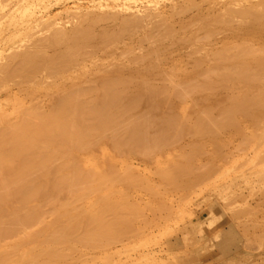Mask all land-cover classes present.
Listing matches in <instances>:
<instances>
[{
  "label": "rangeland",
  "instance_id": "1",
  "mask_svg": "<svg viewBox=\"0 0 264 264\" xmlns=\"http://www.w3.org/2000/svg\"><path fill=\"white\" fill-rule=\"evenodd\" d=\"M262 5H264V0H0V64L2 65V63L5 62L3 64L4 67L2 66L4 69L3 73L7 72V74L6 73L3 74L1 69H0V71H1L0 76L2 77L3 75H5L4 77L6 78V80L12 79L14 81V83H13V81L10 80L11 82L9 81V83H8V81L4 80V77L0 78L3 80V82H1L2 80L0 81V117L1 116L6 117L5 114H9V112H11V115H7V117L13 116V118H14L13 120L16 119V117H15L16 115H14L12 112L13 110H11V109H13L12 108L13 104H14L13 107H16V105H17V104H15L17 99L15 101H13L15 96H16V98H18V96H19V99L23 98L24 99V100L22 99L23 103L25 101L26 104H30V102L33 103L36 100L38 102V104H40L39 106L41 108V111L43 108L45 109V111H47L52 105L58 103V101L52 103L53 99H55V97H57L59 94L67 91V89H68L67 86H69V85H66V84L71 83L70 78L73 79L72 74L74 76H78L79 73L81 72L80 75L83 74V75H81V77L82 76L83 77L81 79L80 75H79L78 79H80V80H78L77 77H75V79H73V80L77 79L79 82L76 80L75 87H73L74 83H72V86L70 84L71 89L72 88L76 89L77 85H79V84H81L80 86L85 84L83 86H86V87H84V88H86V90L88 88L87 86H90V88L92 90L94 88L93 85H96V83H98V81L101 79V75L105 74L104 76L106 77V75L109 74V76H111L110 75L111 71H112L111 74H113L112 76L114 78V76H116V77H117V75L120 76V74L118 72H120L124 68L122 70L121 74L124 73L125 75L133 78V75L134 74L136 75L139 72V70H141L140 72H143L142 70L146 69L143 72L144 75H142V73H140V74L138 73V74L140 75V77L146 76V79L148 81L150 80L149 83L153 81L150 84H153V86H154V88H156V90L154 88H152V86H151L152 91H150V89L149 90L147 89L150 92L148 94V91L145 90L143 87V89H142L143 91H141V92L143 94L146 93L145 96H143L142 93L138 94L139 91L137 90V86H140L139 84L141 83V78H140V80H138L139 75L138 74L136 76L134 75V80H135V77H137V80L140 83L137 80H135V81L132 80L133 81L132 82L133 87L132 86L130 87L131 88L130 92L133 90L132 88H135L137 82H138V85L130 93L129 99H130V97H131L130 100L133 99V101H134V99H136L135 103L138 104L139 98L142 95L143 98H141V100L142 99L143 100H142V103L140 100L139 101L140 104L137 105L139 109L136 108V104H134L135 110L133 107V110L128 111V113H130V114H128V116H127L128 118L127 117L126 118L127 119H129V118L131 119V117H133V119L137 118V122H136V120H133V121L135 123H138V122L142 121V119H140V116L143 115L142 117H144V114H145V117L143 119H146V117H147L148 120L154 119V120L159 121V124H160V122H163L165 124L164 125L162 123V124L156 126L154 124H158L157 121H155V123H151L149 125V127L151 129L149 127L145 128V132H147L149 135H152V134L154 135L156 133L155 136H157L160 132L161 133L164 132L163 131L164 128L165 129L170 128L167 130V132L162 134L163 136H161L159 134L160 138L158 135L157 137H155L153 139V140H155V141H153V145L155 144L154 145L155 149L153 148L152 144H151L152 146L150 144H148L150 146L146 147V148H149L148 150L151 149L150 151H152V152H153V150H155V151L159 150L157 152H154V154H152V152H150L153 156L149 153V151L147 149H145V148L143 149L142 146H141L142 149H140L141 147L139 148L141 150L140 151L138 149L139 145H137V147H135L136 145H132V146L130 145V147H129V145H128V147L125 145L126 147H124V148L127 150H123L124 149L123 147H122L123 149L120 147V150H119V148L118 149L116 148L117 151L119 150L118 155H117L116 150H112L115 148H109V147H113V146H112V144H110L111 145L110 146L108 143V142L112 143L109 140H111L115 136V135H113L114 130L106 131V133L104 132L103 133L104 135H102L101 139H99L101 141L97 142L98 141L97 140L96 141L97 144H95L96 146H94V147L91 146L90 149L88 150L89 152H92L94 154H99L102 150L109 149V150H111V152H113L115 154V156H116L115 158H109L108 157V159H107L105 157L107 161L104 160V158H102L99 160V162L105 168H110L111 166H115L114 167L115 169L113 167H112V169L116 175L112 173L113 175L111 177L113 178V180H112V182H114L113 185L117 189H124V188L127 189V187H129L127 185H130L129 183H131V184L133 183V185H134L135 184L134 181L136 180V178L135 179H132V178L140 175L137 177V179H139L140 182L136 180L137 184H139V185L138 186L137 185H134V186L130 185V186H132V190L127 189V190H129V191H127L128 192L127 196L129 194H131L132 196L131 195L128 197L126 196V204H128L129 201L131 203L126 205L125 211L120 212L122 215H124L123 213H125L126 209H128L131 212H133L134 214L128 212V214H132V216H130L127 213H125V216H123V217H126L125 221L122 218V221L121 220L119 222L117 221V222H115L114 226L112 225L113 226L112 228L114 229V227L120 223L118 226H119V228L122 227L123 229L120 228L121 229L120 231H119V229H118V231L117 230L114 231V233L115 232L119 233V235L117 234V236L114 235V233L112 232L111 229L108 230V235H109V232H112L113 233L112 236L115 237V238L110 239V240H112L111 242L109 240L110 235H109V238L107 240L104 239L103 237H102L103 239L101 237H98L97 240L96 239L93 240L94 239L93 237H95V236H93V237L91 236L93 238V239H91L90 235L88 234L89 239L93 240V242H94V243L93 242L90 243L91 240L85 239L87 234H85V235L82 234L81 236L85 237L82 240L81 236H79L80 234H78L77 232H79V233L82 231L84 232L83 225L81 226V227H83V230L82 229L80 230V228H81L80 226H79L80 228L76 227V228H78V229H76V231H77L76 233L78 234L77 236H79L81 239L80 242L78 241L79 243L75 242V239L77 238V236H74L75 232L72 235V236H74L73 238L71 235L69 236L72 239L75 238L74 241L73 240L71 241V238L66 240V238L64 236L67 235V233L64 236L63 235H61V236L57 235L60 233L61 230L63 231V229H65V228L62 229V227H65V224H63V223L70 221V219H69L70 214H63L62 216L59 215V216H61V217H59L57 215L58 213H55V212H57V211H55L56 209L53 210V211H55L54 212L55 214H53L51 206L53 204V208H55L57 206L56 202L64 203V201L68 202L69 200L72 201V199H74V198H72L73 197L72 194L67 191L68 189L67 190L64 189L65 191L61 190V191H59L61 193L58 192L59 194H53V195H52V193L50 194V196L52 195V197L47 199L48 201L50 200L49 201L50 204H48V206H47V203H49V202H47L46 203L47 207L44 205L45 209H43V210H45V211H43V212L45 214L43 212H41L42 209H41V211L38 210L40 213L44 214L43 215L44 218L42 217L41 219H38V218H39V215L40 216H42V215L40 213L37 214L38 211H36L38 209L37 206L39 204V200H37V199H31L28 202H26V204H23L19 200H13L10 205L12 206V209L15 211L11 210V207H9V205H6L5 208L2 207L1 210H5L4 213L6 211L9 212L11 210L10 211L11 214H13L12 212H16L17 210H21V211L28 210L27 212L29 213L32 210L34 211V209L36 208V210H35L36 213L34 212L35 213L34 216H36V214H37V216H36V218H32V219L33 220L38 219V221L37 220H35L34 222L32 221L33 223L23 222V225L25 224L24 225L25 227L22 225V222H21V226H20V228H18L19 227L18 225H20L19 222H18V224L15 225L14 222H16V219H14L15 221L13 219L10 220L11 217L14 214H16L17 212L14 213L9 218L6 215L8 213H6L4 215L3 211L2 212L0 211V214L2 213L4 215V217L7 216L9 218L10 222L14 221L13 222L14 224L11 225L9 223V221L7 220V217H6L5 219L7 221H5L6 223L4 222V224H0L1 228H3L4 226L8 228V226L12 227L15 225V230L13 229L14 227H12V229H10L11 227H9V229L12 230L11 232H13L12 234H10L8 232L7 228H6L7 231L3 228V230L0 232V235H2L3 231H5L3 236L6 235L5 237H7L5 239L2 236L0 237V249H1L0 251L3 252V250H4L6 253H8L9 251H13V249L15 250V247L12 249L11 245L14 246V243L16 244V243H20V242L24 241V240L19 239V238L17 239L16 238L17 236L22 238V237H25V235H27L25 237L26 239L28 238V236L32 237V239H34L38 229L43 230L44 236H45L46 234H48L47 232H51V234L54 233V228L56 225H57V227H59L61 224H63L61 226V230L57 229V227H56V230L59 232H57V234L56 233L55 234L57 235L56 236L57 238H58V236H60L59 238L61 241L58 239L60 242L56 241L57 239H55V241L54 240L52 241L54 243H51L50 241H48L46 243L44 241L42 244L36 246L35 244L39 243L41 241L40 239H42L44 237L43 235H41L42 232L39 234V232L41 230H38L37 235L39 238H37V239L35 238L33 241H32V239L29 238V240H30L29 246L27 245L28 241L27 242L25 241V243H20L21 246L19 244H16V245L20 246V247H18L19 249H16L17 251H15V252L13 251L10 253H12L13 257L14 256L18 257L21 255L20 252H22V256H20L18 258L16 257L17 260L21 259V257H24L25 259L29 257V259H30L31 254L33 255V253H35L36 251H41L40 248H42L43 246L46 247V246L55 244V242H58L54 245V247L60 246V249H61V247L62 248L66 247V246L63 247L64 245H61V243L67 244V245L70 244V245H68L70 247L72 245V243L75 242V243H73V245H74V248L76 246H77V248L74 250H72V248H71V251L73 253L72 252H70V254L67 253L69 255H64L65 252H63V251L59 252L57 249V252L60 255L62 254L61 257H58V256L54 257L55 256L54 253L56 252L55 251L56 249L54 250V247H53V249L52 248L50 249L47 247L48 249H50V251L54 250L53 251L54 253L51 252L53 254L52 257H54L53 260H55V258L58 257V260H56L55 262L53 260H51L50 258H49L48 262L51 260L53 262L51 264H85V263L86 264H264V214H263L264 213V210H263L264 209V194L262 191V189L264 188V120H263L264 113L262 112L263 113L262 116H261V114H260V116H258L259 112L261 113L262 108H264V103L262 102L264 100L262 99V101H260L262 103L257 102V103H259V105L260 104H262V105L259 106L258 109H256L258 104H255V105H257L255 107L252 106L251 103L253 102L252 101L253 99L250 98V95L253 91H255V94L257 91V93H259V95L258 94H256V95H258L259 97L261 95H263V93L260 95L261 91L259 92L258 88L255 87V88H253L254 90L250 93L249 97L244 98V99H246V98L251 99V101H252L251 102L249 100L251 103L248 102L249 104H251V106L249 105V108L253 107L254 110H253V108L252 109L248 108V110H246L249 115H247L245 110L244 111L242 110V113H241L242 115L240 114V112H238L239 114H237V112L235 113L234 111H237V110L241 111L242 108H240V106H239V109L235 108L236 110H233L234 108H232V109L229 108L230 112L233 111L232 113H234V115L237 114L236 115L237 117L234 116L233 114L231 115L230 112H228L229 109H226L229 106H232V101H230V99H229L230 96L233 95V92L236 95L237 92H235V91L239 90L238 86L240 87V85H238V83L233 81V79H232V81H230L231 79H229V81H227L229 84L226 83L224 80L219 82L218 79L217 80L215 79L213 81V83L215 81L216 82L218 81V83H217V85H219V86H217L218 88L216 87V84H213V87L215 86L214 88H216V89H213V93H211L212 90L210 91V93L209 92L206 93V91H204L206 93V95L204 92H200V94L199 93L197 94L198 97H196V95H194V97H196V98H188L190 110H189V108H187V110H185V112L175 110V109H178V107H179L178 104L180 105V103H181L179 100H183V97L178 98V95H174V97H171L172 99L169 97L170 98V100H169L168 97L165 98L163 95L164 91L171 90L170 88L171 87L173 88V85L175 84V82L172 81V79H170L171 76L170 75L167 76V74L170 72L169 70H171V68H172V70H174L175 67L180 68L179 62H180V66H181L180 69L183 70L185 68L184 71H186L188 73V75L186 73L181 75L182 77H185L184 78L185 80L183 79V81L187 80V76H189L188 78H190V76L194 75L193 76L194 78H190L192 80H189V79L187 80L189 82L191 81V83L195 80L198 81L199 78L201 77V75H203L204 72L206 73L208 68H210L209 66L219 65L213 61V53L211 56V51L214 52L213 50H215L217 48L218 49L221 48L223 46V44H225L229 40H237L238 38H239L238 40H241L240 35L245 37V38L242 37V40L247 39L248 35H247V33H245L246 30H248V29L250 30V28L254 27L256 24V22H255L256 17L254 18L255 15L252 17L251 16L250 17L244 16L246 18L245 19L242 17L243 15L240 14L241 13L240 10H242V8L243 9H245L247 7L251 8L253 6L263 7ZM104 13H106L104 16L105 18L103 17ZM98 14H100V16ZM96 15H97V18L99 17V19H97V18L94 19ZM101 15L104 19L101 17ZM80 18H82V19L87 18L86 20L85 19L83 20L84 22L79 23L81 26L76 25L79 22ZM76 19L78 20V22L76 21ZM82 19H80V20H82ZM225 19H227L228 21ZM124 21H126L128 23H126V22L123 23ZM190 21H192L191 22L192 24L190 23ZM223 22H225V23H223ZM226 22H229L230 24L229 23L227 24ZM263 22H264V19L262 20L261 24L259 23L260 27H258L260 29L261 25L263 26L262 27L263 30H261L262 28L260 29V31H262V32L264 31V23ZM93 23H94V26H93ZM121 23H122V25H121ZM247 24L248 25L250 24L251 27L250 28L247 27L248 26ZM259 24H257V25H259ZM71 25L73 27L75 25V27L72 28ZM90 25H92V26H90ZM124 25H127V27ZM244 25H247V26H244ZM56 26H58V27H56ZM70 27H71V29H67ZM87 27H89L88 30L91 29L90 30L92 32L91 34H93L96 31V35H97V31L100 30V32L98 33L99 36L95 35L94 36L95 40H94V37L92 35L90 37L91 40L89 38L88 40H90V41H88V43L86 42L87 44L85 43L87 48H85V45H82V47H79L81 49L84 47L83 50L87 51V52H84V51L78 49V51H81V55L78 54L77 58L73 57V56H75L74 54L70 55V57L72 56L71 58H73V60H74V61H72V62H74V63H72V65H76V63H77V66L72 67V65H71V67H70L69 65L71 64V61L69 63V61H68L69 59L65 58L62 61H64V63L67 62L66 63L67 65L69 63L68 67H67V65L65 66L64 63H62L61 65H63V66L58 67V68L56 67V70L55 69H54L55 71L53 70L55 73H53L51 68L53 69L55 64L54 65L52 64L53 67L52 66L50 67L49 63H44L45 61H42L41 58H39L40 54L38 53V51L34 49L35 54L39 55L36 60L39 59L40 62L42 61L45 65V67L43 64L39 65L40 64V62H39L37 65L38 67L36 66L38 69H35L36 67L33 69V73H35L36 77H32L31 75H34L31 71L32 68L30 69L29 68L30 66L28 67V65H27V67L30 69L31 73L29 72L30 74H28V77H27L28 80H27V78H25L26 75L24 76L22 74V73H24L23 69L21 68L22 64L20 65L19 63L21 62L22 58L24 57L23 56L22 58H20L22 55H24V53H22V52H23V50L25 52L26 47L30 48V49H26L30 53L31 52L30 50L33 49L34 47L36 48V47L40 46L42 48V46L45 45V43L48 41L45 39L46 36L49 39V42H53V41H50L52 39L49 38L50 32H53L50 36L55 34V36L53 35L52 38L57 37L56 36V34L58 35L57 32H59V35H58V37H59L60 33L61 34L64 33V30L66 31L65 35L70 36V35H73L72 31L75 32V30H76L79 32H83L84 30H82V31H80V30L81 29H87ZM119 27L120 28H126V30L123 29L124 31L121 34L122 29H120ZM239 27H240V29H238ZM245 27H247V28H245ZM53 28H55V29H53ZM59 28H61L63 31L60 30ZM64 28H66V29H64ZM93 28L95 30H93ZM118 28L120 30H118ZM209 28L212 29V31ZM241 28H244L243 30L246 29L245 32ZM73 29H75V30H73ZM96 29H98V30H96ZM103 29H105V30H103ZM54 30L56 33H54ZM69 30H72V31H69ZM101 30H102V32H101ZM117 30L119 32H117ZM207 30H209V31H207ZM249 30L247 32H249ZM60 31H62V32H60ZM85 31H87V30H85ZM113 31H115V32H113ZM238 31H239V34H238ZM240 31H243V32H240ZM79 32L78 33L75 32L76 36L78 34H81ZM106 32H107V35H106ZM68 33L70 35H68ZM75 33H74V35H75ZM104 33L106 36L104 35L103 36L104 38H103L101 35ZM235 33L237 34L238 37L234 36V35H236ZM263 33L260 34L261 37L264 36ZM44 34H46V35L44 36ZM110 34H112V35H110ZM143 34H144V36H143ZM250 35L248 36V38H252V37H250ZM41 36L43 38V39H41L42 41H40V39H38L39 42H41V43H36V42H38L37 38H39V37L41 38ZM63 36H62V38H63ZM113 36L116 37V39H114ZM92 37H93V39H92ZM108 37H109V39H108ZM191 37H192L193 41L191 40ZM233 37L236 39H233ZM66 38L67 37H65V39ZM69 38H71V39L67 40L68 39L67 38L65 40L63 38L62 41L65 40V41H63V44L60 41H58V43L63 45V46H61V45L58 46L57 43H56V45L54 44L55 45L54 46L53 44L48 42L49 44L52 45V47L50 45V49H49V46H48L49 44L47 43L48 45L46 44V46H48V48L46 46L45 47L49 51H47V50L46 51L49 52L48 54L50 55L51 53H53L57 49L55 51V53L52 54L53 56H54V54L60 53L61 51H59L58 48L60 47V50L63 49L65 46L64 42H68V44H69L70 43L69 41H71L73 39L71 36ZM99 38H100V42L103 41L102 43H100L98 41ZM110 38L114 39L115 41L110 40ZM32 40L36 41L35 46L32 44V42H33ZM109 40H110V42H109ZM121 40H123V41H121ZM197 40H198V42H194ZM248 40H251V39H248ZM256 40H257L256 42H255V40H252L253 43H255V45H256L254 47V49L255 48L259 49V47H257V46H260L261 43H264V37H263V39L257 38ZM259 40H263V42L260 41V43H258L259 44L258 45L257 42H259ZM30 41H32L31 44H32L33 48L31 47V45H29ZM112 41L114 43H112ZM43 42H44V44H43ZM54 43H55V41H54ZM109 43H112V44H109ZM37 44H39V45H37ZM68 44H67V46H68ZM91 44H93V46ZM26 45H29V46H26ZM116 45H117V48H116ZM197 45H199L198 49H196ZM261 45H263V44H261ZM40 47H39V49L41 50ZM45 47L42 48V49H44V51H45ZM105 47H106V49H104ZM109 47H111V48H109ZM260 47L263 48V46H260ZM65 48H66V46H65ZM151 48H155L154 51ZM262 48H260V51ZM111 49H113V50L115 49L116 51L115 50L113 51ZM147 49H149V50L147 51ZM17 50H19V51H17ZM109 50L112 51L113 53H111ZM133 50H135L134 53L132 52ZM137 50L138 51L141 50V51L138 52ZM255 50L257 51V49H255ZM57 51H59V52H57ZM13 52L15 54L17 53L19 55V61H20V62L18 61L19 63H17L18 55L16 56ZM40 52H41V54L43 53L42 50ZM82 52H84V53H82ZM29 53L26 54V57H27V55H29ZM75 54H77V53H75ZM112 54H114V55H112ZM9 55L12 57L14 56L16 58L15 59L11 58ZM46 55H47V53H46ZM52 55H50V56H52ZM133 55H135L134 58L132 57ZM140 55H141V57H140ZM35 56L37 57V55H35ZM50 56H48V57H50ZM112 56H114V58H112ZM145 56H147V58ZM148 56H150L151 58ZM204 56L205 57L208 56V59L206 60V58ZM5 58H7L9 61H7V59H5ZM115 58L117 60L119 59L118 61L121 64L118 63V65H117L116 63L118 61ZM198 58L201 61L204 60L205 61V62L203 61L204 64L202 62L200 63V60ZM42 59H44V58H42ZM113 59H115V60H113ZM13 60H16V65H13V67H16L17 69L11 67L12 66L11 63L14 62V64H15V61H13ZM121 60H123V61H121ZM133 60H135V61H133ZM6 61L8 63H10V64L7 63L8 65H10V68L7 67L8 65L6 64ZM62 61L59 60V62H62ZM112 61L114 62V64L113 65L111 64V65L115 68H112L111 65L109 64ZM132 61L133 62L137 61V63L139 62L138 63L139 65L137 63L132 64ZM142 61H144V62H142ZM194 61H196V62L199 61V62L196 63ZM22 62H24V60H22ZM148 62H150V64H148ZM212 62H214V63L211 64ZM229 62L231 64H232V62L234 63L233 60H230ZM25 63H26V61H25ZM195 63L198 65H196ZM46 64L47 65L49 64L47 67L48 69L46 68ZM125 64H127V65L125 66ZM200 64H201V66H200ZM1 65H0V68H1ZM5 65H6V67H5ZM17 65H20L18 67L22 70V73L20 71H18V73L20 72L19 74L17 73V70H18ZM42 65L44 68L47 69V70L42 69V70H44V72L41 70V68H40V71H38L39 66L42 67ZM114 65H117V66H114ZM207 65H208V67H207ZM56 66H59V65L56 64ZM64 66L68 68L66 71H62ZM134 66H136V67L138 66L139 69H138V67L136 68ZM150 66H156V69L153 67V69H154L153 70ZM22 67H24V66H22ZM27 67H25L26 70H28ZM49 67H50V71H52V72L48 71ZM141 67H142V69H140ZM173 67H174V69H173ZM5 68H7L8 70L11 69L12 72H14V73H11L10 72L11 70L8 71ZM60 68H62V69H60ZM127 68L130 70V72H129V70H127ZM186 68L188 69V71ZM194 68L197 70V72L195 71ZM199 68H200V70H199ZM202 68H204V69H202ZM15 69H16V71H15ZM57 69H60L62 71L61 75L59 74L60 72L57 73L58 72ZM112 69L113 70L117 69L118 74L116 73V71H114L116 73V75H114L115 73H113ZM132 69L134 72H131ZM26 70H24L25 73H26ZM34 70H37L38 72L37 71L34 72ZM100 70H102V71H100ZM108 70H109V72H108ZM125 70H126V72H125ZM135 70L137 73H135ZM148 70H150V72L152 74ZM151 70H153V72ZM84 71H85V73L86 72L87 73L84 74ZM8 72L10 74H8ZM63 72H65V73L63 74ZM75 72L77 75L74 74ZM146 72L148 74L149 73L150 74L146 75L147 74ZM173 72L174 71H172V73ZM56 73H57V77L55 75ZM172 73H170V74L173 75ZM12 74L13 75L15 74V75L13 76ZM20 74H22V75H20ZM58 74H59V76H58ZM124 74L122 76H125ZM7 75H9V76L6 77ZM18 75L21 76V80L19 79V77H17ZM47 75L48 76L51 75L50 76L51 79H53L52 77L55 76L56 78L53 79L54 82ZM89 75H91V77L93 79L92 78L90 79ZM184 75H187V76H184ZM22 76H23V78H22ZM84 76H86V78H84ZM109 76H107V78H112V76L111 77H109ZM177 76H180V75H177ZM13 77H16L15 78L16 80ZM94 77L96 80H94ZM99 77H100V79H99ZM167 77H169V78H167ZM17 78H18V80H17ZM33 78L36 79L35 82L33 81ZM37 78L40 80L39 81L40 83L36 82ZM44 78L47 80V83L44 82V81H46ZM87 78H88V80L85 81ZM180 78L181 77H179L178 80H177V78L175 79L176 83H179L180 81L182 82V80H181L182 78L181 79ZM30 79H31V81H30ZM102 79H104L103 76H102ZM106 79H104V80H106ZM167 79H170V82L172 84L169 83V80H167ZM179 79H180V81H179ZM42 80H43V83H41ZM49 80H50V82H49ZM73 80H72V82H74ZM18 81H20V82L22 81L21 84H18V83H20ZM29 81L31 83L34 82L35 84L34 83L30 84ZM64 81H65V83H63V84H64V86L66 85V87L63 88L62 82H64ZM102 81L103 80H101L100 82H102ZM51 82H53V83H51ZM100 82L98 84H100ZM231 82H232V84H231ZM27 83H28V85H27ZM93 83H95V84H93ZM133 83H136V84L134 85ZM187 83L188 82H186V84ZM219 83L223 84V85H220ZM59 84L61 85L62 88L60 87ZM98 84L96 86H98ZM181 84H183V82ZM6 86H7V88H5ZM80 86H78V87H80ZM91 86H93V87H91ZM142 86H144V84ZM22 87H24V88L26 87L27 89L25 88L26 90L24 91V89ZM28 87H30V88H28ZM262 87L260 89L264 88V87L263 88ZM20 88H22V90H20ZM157 88H158L160 93L157 91ZM233 88L235 90H233ZM36 89H37V91H36ZM28 90L30 92L27 93L26 91H28ZM31 90L36 91L35 93L39 92L36 95V98H34L35 94H33V92H31ZM69 91H71V90L69 89ZM144 91H147V92L144 93ZM240 91H241V88H240ZM263 92H264V90H263ZM238 93L240 94L239 91H238ZM32 94L34 95V97ZM136 94H138V95L136 96ZM255 94H254V96H255ZM201 95L203 97L205 96V98H203ZM210 95H212V96H210ZM235 95H233V97H231V98L233 99ZM12 96H14V97H12ZM161 96L163 98H161L160 100L157 101V99H159ZM175 96H176V99H175ZM200 96H201V98H200L201 102L199 99ZM237 96H238V94H237ZM258 96H256L257 99H258ZM60 97H61V95H60ZM31 98H32V101H30ZM33 99H34V101H33ZM155 99H156V101H155ZM163 99H167V100H164V102H163ZM194 99H198L196 101L199 102V103H197L199 105V107H197L198 105L194 106V108L192 107L194 105V103L196 102ZM237 99L242 100L240 98V95H239V98L237 97ZM237 99L234 98L233 101L236 100V102H237ZM257 99H255L254 101H256ZM259 99H261V97ZM22 100H18V101H22ZM56 100H57V98L54 101H56ZM190 100L192 101L191 102L192 105H190ZM207 100L209 102V103H207V105L209 106V108L211 106V110L213 109V112H214V113H212V112H210V113H212V115L215 114L213 117L215 118V116H216V118H218L219 113L221 115L220 118L217 120H216V118L212 119L211 114H210L211 117H208L206 115V119H207V120L205 119L206 121H208L210 118L212 120V121L210 120L211 123L209 121H208L209 123L207 122L209 125L206 123L207 126H210V125L216 126L215 122L216 121L218 122V120L223 121V119H221L222 116L225 114L227 115V113H228L227 116L229 117V115H231V117H235L236 119H234V121L236 123H239V121H240L241 122L240 125L241 126L243 125L242 126L243 128H241V127L238 128V125L236 123L232 122L233 118L229 117L228 121H230V122L227 121V125L224 127V129L220 124L221 122L220 123L216 122V124H218L216 127H218L219 132H217V128H216L215 130H216L217 134L213 137V139H211L213 136L212 134H210V136H208V137H206V136L209 135V133L206 135H203L205 137L204 139H206L205 140L206 143L205 142L203 143L202 142L204 140V139H202L203 136H201V135L198 136L197 134H193L194 130H192V129H194L195 127L192 128L191 126H194L193 124L196 125V123H197L196 126L200 125L199 120L198 119L196 120V118L199 116H202V115H199L200 112L198 113V111H200V109L199 110H197V109L200 107H201V109H202V107H204V109H205V106L208 107L207 105L203 106V103L206 104ZM59 101H60V98H59ZM169 101H171L172 103ZM193 101H194V103H193ZM167 102L170 103L172 110H169L171 108H169L170 105H168L169 103H167ZM236 102H234V103H236ZM154 103H156V104H154ZM224 103H225V105H224ZM239 103H242V102H239ZM239 103H237V104H239ZM248 103L246 101L245 104H248ZM50 104H51V106H50ZM150 104H152L153 107ZM172 104H173V107H172ZM32 105H34V104H32ZM158 105H162V106H158ZM213 105L215 108L213 107ZM226 105H227V107H226ZM28 106H30V105H28ZM141 107L143 109H141ZM158 107L161 108V111H160V108L157 109ZM233 107H234V105H233ZM242 107L244 108V106H242ZM166 108H168V109H166ZM245 108L247 109V107H245ZM44 109H43V111H44ZM165 109L167 111H165ZM192 109H196V111L194 110L195 113ZM222 109H224L225 111ZM14 110H15V108H14ZM140 110L143 112V114ZM152 110H154L157 113V115H158V111H159V116H156V113L154 114V111L152 112ZM168 110H169V112H172V114L169 113ZM215 110L218 112V114ZM131 111H133V114L131 113ZM134 111H136V113H134ZM249 111H252V112L250 113ZM262 111H264V109ZM146 112L148 114H146ZM163 112H164L165 116H167L166 113L168 112L169 117H170L169 114L178 115L180 113V115H178L180 120L178 119L177 116H173L172 118H170V119H172L171 121L168 120L169 119L168 118L167 121L176 122V123H172V125L175 124L172 127H170L171 124L167 126L166 125L167 123H165L166 119H164L166 117L163 118V116H162V115H164ZM243 112H245V113H243ZM253 113L257 114V117H255L256 119H258L257 121L255 119L257 124L253 119L254 116H256V115H254ZM181 114H182V116H181ZM184 114H186L188 116H186V118H185V116L183 117ZM196 114H198V116ZM226 115L223 116L224 119L226 118L225 120H227ZM129 116H131V117H129ZM160 116L163 118V120L161 119ZM4 117H2V118H4ZM138 117H139V119H138ZM182 117L185 119H182ZM243 117L244 118L246 117V118L244 119ZM173 118H174V120H173ZM204 118H205V116H204ZM4 119H1V120H4ZM9 119H10V117H9ZM11 119H12V117H11ZM185 120H187L188 123L192 120L190 123H193V124H191V125H190V123L186 124L187 122ZM194 120L198 121L199 124H198V122H196V123L193 122ZM225 120L222 122V125L224 122L226 123ZM259 120H261L262 123L258 122ZM131 121H132V119H131ZM143 121H145V120H143ZM180 121L181 122L184 121L185 123L182 122L183 123L182 124V123H180ZM253 121H254V123L252 124ZM203 123L204 122H202V124ZM225 123H224V125H225ZM168 124H169V122H168ZM177 124L179 126V129L176 126ZM228 124H230L231 126ZM249 124H251L252 126ZM258 124H260V125H258ZM151 125L153 128L151 127ZM162 125H163V127H162ZM185 125H187V126H185ZM219 125L222 127V130L220 129L221 127H219ZM158 126L159 127L161 126L163 129H161V127L158 128ZM180 126L185 127L186 128L185 131L183 130V128H180ZM188 127H191L192 129L189 128V130H187ZM253 127L256 130L257 129L259 130L256 132L257 133L256 135L253 132V131H255V129L253 130ZM118 128H120V127H118ZM123 128H126V126H124ZM155 128H156V132H154ZM196 128H195V130H196ZM121 129H118L119 133H121L125 130V129L124 130L123 129L121 130ZM146 129H147V131H146ZM176 129L180 130V132L176 131ZM239 129L242 131H240ZM158 131H160V132H158ZM183 131L185 132V133H183L185 135L180 136L181 135L180 133H182ZM186 131H189V133L186 134ZM246 131H247V133H245ZM124 132H126V130ZM190 132H191V135H190ZM213 132L211 131V133H213ZM178 133H179V135H178ZM194 133H196V132H194ZM252 133H254V134H252ZM148 134H147V136H148ZM169 134L171 136H169ZM167 135H168V137H167ZM196 135H197V137H196ZM246 135L248 136V138ZM253 135H255V136H253ZM179 136L181 137L180 141L178 138ZM250 136H252V137H250ZM148 137H150V136H148ZM153 137L154 136H152V138ZM161 137H164L165 139L168 138L167 141L164 139L165 140L164 143L166 144V142H167L168 144L165 145L163 143V138H161ZM173 137L177 141L175 140V142H172L173 139H170V138H173ZM209 137H210V141H208ZM198 138H200V139H198ZM159 139L160 140L162 139V141H159ZM194 140H197V141L202 140L201 141L202 143L199 142L200 145H198V142L194 141ZM215 140H218V142ZM189 141H192V142H189ZM105 142H107L108 145H106L107 143H105ZM156 142H157V144L160 142L161 143L158 144L159 145L158 146L156 144ZM187 143L188 144L191 143V144L188 145ZM194 143H196L198 146H202V147H200L201 148L200 151L198 149L199 147L197 148V146H195V149H198V153L199 152L200 153L198 156L196 154L195 158L193 160H191L192 162L195 161L194 162L195 165L197 163L198 164L196 166L194 165V167H193L192 162L189 160L186 163L185 162L183 163V164H186L187 167H188V163H189V166L191 165V168L193 167L192 170L194 172L188 171L189 174L188 173H184L182 175L177 174L180 178L177 177V175L176 176L174 175L176 177V179L182 181V183L180 181H177V180H173L171 183V180L174 178H172L170 180V182L167 181V183H166L165 180L166 179L168 180V178L163 177L162 171L160 173V169L162 167H164L165 165H167L169 159L173 160V158L176 156L175 154H178V153L186 151V150L188 151L189 146L191 148V146ZM162 144L165 146H163ZM201 144H205V147H204V145H201ZM167 145H169V146L166 147ZM162 146L165 147L164 152H162V150H163ZM185 146H186V148H185ZM132 147H133V150H131ZM156 147H157V150H156ZM244 147H245V149H244ZM135 148H136V150H134ZM146 150H147V152H146ZM204 150L207 151V152H205L207 154H204V152H203ZM208 150H210V151H208ZM196 152H197V150H196ZM208 152L210 154H208ZM216 152L220 155L216 154ZM145 153H147V154H145ZM83 154H85V153L84 152H82V153L77 152L78 157H76V158H77V160H79V162L83 161L82 160V158L84 156ZM209 156H210V158H209ZM211 157H212V159H211ZM222 157H224L225 159L224 158L222 159ZM175 159H176V157H175ZM219 159H221V160H219ZM60 160H62V159L60 158ZM176 160H179V158H177ZM216 160H217V163L213 162ZM57 162L62 163L59 161V158H55V161H52V163H53L52 167L54 166L55 168H57L55 166V165H57ZM210 162H211V164H209ZM243 163H244V165H243ZM212 164H219L220 166L215 165V167H213V169L214 168L215 169L213 170L211 168ZM240 164H242V165H240ZM126 165H129L128 172H125V176H124V174L121 176L119 174V172L125 171L127 169V167L124 169V166H126ZM200 166H201V168H200ZM237 166H239V167H237ZM195 167H196V169L198 167L200 169L198 168L196 170ZM208 168H210V169H208ZM156 169H159V170L156 171ZM204 170H209V172L204 171ZM154 171H156L157 173L159 171V173H160L159 175L162 174V176L160 177L156 172L154 173ZM132 172H134V173H132ZM191 172H193V173H191ZM203 172H204L203 175L206 176V177L204 176V178L202 176ZM122 173H124V172H121V174ZM126 173L130 174V177H131L130 181H132V180H134V181L130 182L128 180L129 174H127L128 175L127 176ZM208 173H210V174L208 175ZM136 174H138V175H136ZM118 175H120L121 177L124 176L123 178H126V176H127V178H126L127 181H126V179H125L126 182L123 180L124 184H122V180L119 181L120 176L118 178L116 177ZM187 175L189 176V178L187 177ZM200 175H201V177H200ZM143 176H144V178H143ZM207 176H208V178H207ZM33 177H36V176L34 175ZM139 177H141V179ZM161 178H162V180H161ZM114 179H115V181H114ZM116 179H118V180H116ZM120 179H122V178H120ZM144 179H146L148 182H144ZM195 179H196V181H195V183H193ZM242 179H244V180H242ZM175 181H177L176 182L177 184L179 182V184H178L179 186H175V185H177L175 183ZM163 182H165L164 185H162ZM168 182L171 184V186L175 184L174 185L175 188H173L174 186L173 187L169 186ZM173 182H174V184H173ZM140 183L141 184L146 183L145 185H147V186H149V184H150V186L153 188H149L150 189V190L148 189L149 191L145 190V189L143 190V188H144L143 186H145V185H141ZM205 183H206V185H203ZM235 183H237V184H235ZM155 184L156 185L158 184V185L156 186ZM167 184H168V186H167L168 188L170 187L173 189H170V188L168 189L166 187ZM181 184H183V185H181ZM193 184H195V185H193ZM140 185L142 186V188L140 187ZM161 185L165 188H163ZM129 188H131V187H129ZM166 188H167L168 192L165 191ZM151 189L153 190V193H151V191H152ZM154 191L156 192V194ZM187 193H188V195H186ZM161 195H163V196H161ZM245 196H246V198H244ZM53 197H55V198H53ZM56 198H57V201L54 204L52 201H55L54 199H56ZM127 198L130 200L128 201ZM233 198H235V199L232 200ZM160 199L162 201H160ZM47 200H45V201H47ZM148 200L151 201V204L149 203V206H148V202H149ZM134 201H135V203H136V201L139 203V205L141 206V209L143 211L140 209V206H138V203H136L137 207L135 205H133V207H132V204H135V203H132ZM225 201H227L228 203H226ZM51 202H52V204H51ZM80 202L83 203L82 201H79V202H74L73 204H74V206L79 207L78 204L81 205ZM157 203H158V205H157ZM44 204H45V202H44ZM49 205H51V206H49ZM151 205H154L155 207L151 206ZM13 207H15L17 209H14ZM42 207L43 206H41L40 208H42ZM80 207H84V203ZM142 207H145V208H142ZM156 207H157V209H156ZM243 207L246 209H248V207H249L250 209H248V211L245 209L247 211V212H245V210H243L244 209ZM7 208L8 209L10 208L9 211ZM137 208H138V211L135 214V212L132 210L133 209L136 210ZM153 208L156 210H154ZM239 208H241V209H239ZM29 209H30V211H29ZM238 209H239V211H238ZM241 210H243L245 213ZM21 211L20 212L18 211L19 214L23 213ZM27 212H24L23 215L28 214ZM126 214H127V216L132 217V218H133V216H135L137 214L138 215L136 217H134L135 219L133 221L131 220L132 218L131 219L129 218L132 221L130 224L129 223L130 221L128 222L129 219H127ZM23 215L21 217H23ZM31 215H33V212ZM54 215L56 216L55 218H54ZM18 217L20 218V216H18V214H17V217H15V218L18 219ZM136 218H139V219H136ZM23 219H24V217H23ZM32 219H30V220H32ZM43 219H45V221H43V223L40 222L41 224H39L38 222L40 220H43ZM53 219H58V220L57 221L55 220L56 222L53 223L52 222ZM63 219H69V220H63ZM72 219L74 220L75 218L71 217V221H73ZM2 220H4V219L1 218V221ZM28 220L29 219H27L26 221H28ZM59 220L60 221L62 220V223H58ZM21 221H24V220H21ZM123 221H124V223L121 224V222H123ZM44 222L47 223V224L45 223L46 225H48V223L51 222L52 226H50V227L45 226V227H47L45 229V227H42L43 225H45ZM67 223H66V227L69 226L72 229V226H70L71 223H69L70 225ZM127 223H129L130 225H126ZM132 223H134L135 225L134 224L132 225ZM26 226H27V229L24 230L26 228ZM123 226H125L126 228ZM69 227H67V228L70 229ZM138 227H141V228L138 229ZM1 228H0V230H1ZM21 228L23 229V231ZM48 228L51 231H49ZM67 228H66L65 232H67ZM73 228H75V227L73 226ZM142 228L143 229L145 228V229L142 230ZM29 229L36 231L35 236L33 235L34 237L30 236V235H32V233L35 231H33V232L31 231L32 233L29 232L30 234H28ZM115 229H117V228H115ZM137 229H138V231H137ZM14 231L17 233H14ZM7 232L10 235H8ZM22 232H25V234L23 236H21ZM26 232H27V234H26ZM62 233H60V234H62ZM51 234H50V238H51ZM106 234H107V232L105 233V238H107ZM46 236H48V235H46ZM52 237L54 239V234L52 235ZM13 238H14V240L10 241V239H13ZM44 238H46V240H48L49 236L44 237ZM44 238H43V240H44ZM6 239L8 240V242L1 243L2 242L1 240L5 241ZM37 240H39V242ZM63 240H65V241H63ZM68 240H69V242H66ZM76 240H79V239H76ZM102 240L103 241L105 240L106 242L105 241L103 242ZM34 241H37V242H34ZM70 241L72 243H70ZM96 241H98V243H96ZM87 242H88V244H90V245L92 244V246L94 245L95 247L89 246L87 244ZM99 242H100V244H99ZM109 243L111 245H108ZM73 245H72V247H73ZM83 245H85V246H83ZM8 246H10L11 249H10V247L7 248ZM31 246H33V248H31ZM34 246H35V249H34ZM67 247H66V249H67ZM29 248H31V249L27 250ZM38 248H39V250H38ZM93 248H97V249H93ZM43 249L44 248H42V250ZM22 250H26V251L23 252ZM27 251H28V253H25ZM48 251L49 250H47V252ZM2 252H0V253H2ZM5 252H3L2 255L0 254V257L3 255L4 256L7 255V254H5ZM43 252H45V251L43 250ZM47 252H45V254H49V252L48 253ZM15 253H16V255H15ZM18 253H19V255H18ZM36 255L40 256L41 253H39V254L35 253L34 256H36ZM7 256H6V258H7ZM46 256H49V255H46ZM62 256L64 257V259L62 258ZM15 257L12 258L10 256L9 257L10 262H8L7 264H14V262H16L15 264H17V263L23 264L27 260V259L25 260L24 258H22L25 261L20 260V262L19 261L17 262V261H15L16 260ZM6 258L5 259L3 258V260H2L3 263L6 261ZM41 258L43 261H45L44 263L46 264L48 258H46L42 255H41ZM41 258L39 257L40 261H41ZM31 259H33V257H31ZM36 259H38V256ZM39 259L37 260L38 262H39ZM0 260H1V258H0ZM11 260L13 263L11 262ZM21 261L23 263H21ZM43 261L40 263L42 264ZM30 262L31 261L29 260V262L27 261L26 263L30 264ZM36 262H34V263H36ZM0 264H1V261H0ZM31 264H32V262H31Z\"/></svg>",
  "mask_w": 264,
  "mask_h": 264
},
{
  "label": "bare ground",
  "instance_id": "2",
  "mask_svg": "<svg viewBox=\"0 0 264 264\" xmlns=\"http://www.w3.org/2000/svg\"><path fill=\"white\" fill-rule=\"evenodd\" d=\"M263 4V3H262ZM263 7H261V6H253V7H251V8H245V9H243L242 8V10H240V14H242L243 16V18H245L246 16L247 17H252V16H254V18L256 17V19H255V22H256V24H255V26L254 27H251L250 26V24L247 26V25H244V26H247V27H251L250 28V30H249V32H247L248 30H246V32H245V30H243L244 28H241L245 33H247V35L249 36L250 34V37H252V38H248V36H247V39H245V40H242V37H244V36H242V35H240L241 36V40H229V41H227L225 44H223V46L221 47V48H217V49H215V50H213L214 52H212L211 51V56H212V53H213V61L214 62H216L217 64H219V65H217V66H209L210 68H208V70H207V72L205 73L204 72V74L203 75H201V77L199 78V80L198 81H193L192 83H191V81L189 82V81H187L188 79L189 80H192V79H190V78H194L193 76H190V78H188L189 76H187L188 75V73L186 72V71H184V69L183 70H181L180 68H181V66H180V62H179V67L180 68H176L175 67V69H174V67H173V69L174 70H172V68H171V70L172 71H174L173 73H172V71L171 70H169L170 72L167 74V76L168 75H170L171 76V78L170 79H172V81H174L175 82V84L173 85V88L171 87H169L171 90H166V91H164V93H163V95H164V97L165 98H167L168 97V99L170 100V98L171 97H174V95H178V98H181V97H183V100H179L181 103H180V105L178 104V109H175V110H179V111H184L185 112V110H187V108H189V100H188V98H196V97H198L197 96V94L199 93L200 94V92H204V91H206V93H210V91L212 90V92L211 93H213V89H216V88H214L213 87V84H216V87L217 86H219V85H217V83H218V81L219 82H221V81H225L226 83H228L227 81H229V79H231L230 81H232V79H233V81H235L236 83H238V85H240V87L238 86V88H239V90H236L235 92H237V94H238V96H237V94L235 95L234 94V92H233V95H235L234 96V98L235 99H237V97L239 98V95H240V98L242 99V100H238L237 99V102H236V100H234L233 101V99L231 98V97H233V95H231L230 96V101H232V106H229L228 108H226V109H229V108H234L233 110H236L235 108H237V109H239V106H240V108H242L241 109V111H239V110H237V111H234L235 113L237 112V114H239L238 112H240V114L242 113V110L244 111L245 110V112L247 113V115H249L248 114V112L246 111V110H248V108H249V105L251 106V104H252V106H257V105H255V104H258V106H257V108L256 109H258V107L259 106H261L262 104H260L259 105V103H264V101H262V99L264 100V92H263V90H264V43H261V44H263V45H261L260 44V46H263V48L262 47H260V46H257V47H259V49L258 48H255V49H257V51L254 49V47L256 46L255 45V43H253V41L252 40H255V42L257 41L256 39L258 38H261V39H263V37H261L260 36V34L261 33H263L262 31H260V29L263 27L262 25H261V28L259 29L258 27H260V24L262 23V20L264 19V5H262ZM102 13V12H101ZM105 14L106 13H104L103 14V17L105 16ZM99 16H100V14H98ZM245 16V17H244ZM101 17H102V15H101ZM102 17V18H103ZM93 18V17H92ZM97 18V15L95 16V18L94 19H96ZM105 18V17H104ZM103 18V19H104ZM80 19H82V18H80ZM79 19V22H78V20L76 19V21L78 22L76 25H79V26H81L79 23L80 22H84L83 20L85 19H82V20H80ZM87 19V18H86ZM85 19V20H86ZM91 19V18H90ZM97 19H99V17L97 18ZM246 19V18H245ZM223 20V19H222ZM225 20H227V19H225ZM97 21V20H96ZM100 21V20H99ZM228 21V20H227ZM87 22V21H86ZM126 21H124L123 23H125ZM189 22V21H188ZM192 21H190V23H191ZM75 23V22H74ZM88 23V22H87ZM126 23H128V22H126ZM205 23V22H204ZM223 23H225V22H223ZM227 24L229 23V22H226ZM260 23V24H259ZM264 23V22H263ZM192 24V23H191ZM206 24V23H205ZM230 24V23H229ZM257 24H259V25H257ZM87 25V24H86ZM96 25V24H95ZM121 25H122V23H121ZM128 25V24H127ZM127 25H124V26H126L127 27ZM209 25V24H208ZM243 25V24H242ZM72 26V25H71ZM78 26V27H79ZM90 26H92V25H90ZM93 26H94V23H93ZM204 26V25H203ZM227 26V25H226ZM231 26V25H230ZM56 27H58V26H56ZM61 27V26H60ZM65 27V26H64ZM74 27H75V25H74ZM73 26H72V28H74ZM186 27V26H185ZM205 27V26H204ZM242 27V26H241ZM247 27H245V28H247ZM88 28L89 27H87V29H81L80 31H82V30H84L83 32H79V31H76L75 29H73V30H75V32L76 33H81V34H78L77 36H76V33L74 32V31H72V30H69V31H72V34L73 35H70L69 33H68V35H70L73 39L71 40V41H69L70 43L68 44V42H64L65 43V46H66V48H65V46H64V48L63 49H61L60 50V47L58 48L59 49V51H61L60 53H58V54H54V56L52 55L53 53H55V51L57 50H53L54 52L53 53H51L50 55H52V56H50L48 53L49 52H47V51H49V50H47L46 49V47L48 48V46H49V49H50V45L51 44H55L56 45V43L58 44V46L59 45H61V44H59L58 43V41H60L62 44H63V41H65L67 38V40H70L71 38H69L70 36H67V35H65V33H66V31L64 30V33H60V36L58 37V35H59V32H57L58 33V35L56 34V36L57 37H55V38H52V36L54 35L55 36V34H53L52 36H50L53 32H50V35H49V38L50 39H52V40H50V41H53V42H49V39L47 38V36H46V40H48L46 43H45V45H41L42 46V48H44L45 46H46V44L49 42V43H51V44H47L48 46H46L45 47V51H44V49H42L40 46V48H41V50H42V54H41V50L39 49V47H32V44L35 46L36 45V43H41V42H39V40L38 39H40V41H42L41 39H43L42 38V36H41V38L39 37V38H37V41L38 42H36V41H30L29 43V45H31V47L33 48V49H31L30 51V53H29V51H27L26 49H30V48H27L26 46H29V45H26L25 47H26V49H25V52H24V50H23V52L22 53H24V55H20L21 57L20 58H22L23 56V58H22V60H24V62H22V60H21V62L19 61V55L16 53H14L16 56L18 55V60H17V63H19L20 65L22 64V66H24V67H22L21 66V68L23 69V72L24 73H22V70L18 67V66H20V65H17V67H18V70H17V73H18V71H20L24 76H25V78H27L28 77V74H30L31 73V71H32V73H33V69L38 65V63L40 62V60L38 59V60H36L37 58H38V54H35V50H37L38 51V53L40 54V57L39 58H41V60L42 61H45L44 63H49L48 65L51 67H53V65H54V68L52 69L51 68V70L53 71L54 69L56 70V67L58 68V67H62L63 65H61L62 63H64V61H62V60H64L65 58L67 59H69L68 61H69V63H70V61H71V64L69 65V63H68V65L71 67V65H72V63H74V62H72V61H74L73 60V58H71L70 57V55H72V54H74L75 56H73L74 58H77V55L79 54V55H81V51H78V49L79 50H82V51H84L83 49H84V47L81 49V48H79V47H82V45H85V48H87V46H86V44L88 43V41H90L91 40V36L93 35V37L96 35V31L93 33V34H91L92 32L90 31V30H88ZM120 28V27H119ZM118 28V30H120V29H122V31H121V34H122V32L124 31V30H126V28H120L119 29ZM211 28V27H210ZM209 28V29H210ZM230 28V27H229ZM237 28V27H236ZM53 29H55V28H53ZM52 29V30H53ZM60 30H62L61 28H59ZM64 29H66V28H64ZM67 29H71V27L70 28H67ZM124 29V30H123ZM238 29H240V27L238 28ZM57 30V29H56ZM79 30V29H78ZM85 30H87V31H85ZM93 30H95L94 28H93ZM96 30H98V29H96ZM103 30H105V29H103ZM117 30V32H119ZM211 31H212V29H210ZM234 30V29H233ZM232 30V31H233ZM261 30H263V28L261 29ZM59 31V30H58ZM63 31V30H62ZM62 31H60V32H62ZM207 31H209V30H207ZM236 31V30H235ZM243 31H240V32H243ZM75 33V35H74V33ZM100 32V30L99 31H97V35L99 36V33ZM101 32H102V30H101ZM113 32H115V31H113ZM206 32V31H205ZM54 33H56L55 32V30H54ZM111 33V32H110ZM250 33V34H249ZM236 34V33H235ZM238 34H239V31H238ZM264 34V33H263ZM46 34H44V36H45ZM48 35V34H47ZM64 35V36H63ZM96 35V36H97ZM105 35V33L104 34H102L101 36L103 37ZM106 35H107V32H106ZM105 35V36H106ZM110 35H112V34H110ZM125 35V34H124ZM253 35V36H252ZM43 36V37H44ZM62 36H63V38L65 39V37H67L65 40H63L62 41ZM109 36V35H108ZM143 36H144V34H143ZM235 37L237 36V34L236 35H234ZM93 37H92V39H93ZM238 37V36H237ZM35 38V37H34ZM90 38V40H88ZM104 38V37H103ZM102 38V39H103ZM113 38L114 39H116V37H114L113 36ZM245 38V37H244ZM243 38V39H244ZM61 39V40H60ZM97 39V38H96ZM101 39V40H102ZM107 39V38H106ZM108 39H109V37H108ZM114 39H111L110 38V40H114ZM233 39H236V38H234L233 37ZM248 39H251V40H248ZM94 40H95V37H94ZM104 40V39H103ZM110 40H109V42H110ZM189 40V39H188ZM191 40H192V37H191ZM195 40V39H194ZM44 41V40H43ZM54 41H55V43H54ZM97 41V40H96ZM99 42H100V38H99V40H98ZM97 41V42H98ZM107 41V40H106ZM115 41V40H114ZM117 41V40H116ZM121 41H123V40H121ZM193 41V40H192ZM260 41L261 42H263V40H259V42H257V44L258 43H260ZM31 42H32V44H31ZM36 42V43H35ZM87 42V43H86ZM103 42V41H102ZM102 42H100V43H102ZM194 42H198V40L197 41H194ZM35 43V44H34ZM68 44V46H67V44ZM86 43V44H85ZM91 43V42H90ZM112 43H114L113 41H112ZM112 43H109V44H112ZM43 44H44V42H43ZM97 44V43H96ZM105 44V43H104ZM108 44V43H107ZM106 44V45H107ZM125 44V43H124ZM194 44V43H193ZM37 45H39V44H37ZM54 45V46H55ZM92 46H93V44H91ZM90 45V46H91ZM259 45V44H258ZM61 46H63V45H61ZM108 46V45H107ZM115 46V45H114ZM129 46V45H128ZM156 46V45H155ZM198 46L199 45H197V48L196 49H198ZM221 46V45H220ZM24 47V48H25ZM51 47H52V45H51ZM127 47V46H126ZM125 47V48H126ZM130 47V46H129ZM23 48V49H24ZM38 48V49H37ZM62 48V47H61ZM109 48H111V47H109ZM113 48V47H112ZM116 48H117V45H116ZM260 48H262L261 49V51H260ZM35 49V50H34ZM53 49V48H52ZM104 49H106V47L104 48ZM151 49H153V51H154V49L155 48H151ZM22 50V49H21ZM20 50V51H21ZM34 52H33V51ZM87 50V49H86ZM108 50V49H107ZM111 50H113V49H111ZM115 50V49H114ZM113 50V51H114ZM149 49H147V51H148ZM259 50V51H258ZM17 51H19V50H17ZM36 51V52H37ZM51 51V50H50ZM59 51H57V52H59ZM110 51V50H109ZM116 51V50H115ZM138 51V50H137ZM139 51H141V50H139ZM138 51V52H139ZM143 51V50H142ZM152 51V52H153ZM156 51V50H155ZM33 52V53H32ZM45 52V53H44ZM77 53V54H75V53ZM84 52H87V51H84ZM84 52H82V53H84ZM111 53H113L112 51H110ZM133 53L135 52V50H133L132 51ZM150 52V51H149ZM157 52V51H156ZM29 53V55H27V57H26V54H28ZM46 53H47V55H46ZM110 53V54H111ZM142 53V52H141ZM147 53V52H146ZM13 54V55H14ZM33 54V55H32ZM152 54V53H151ZM35 55H37V57L35 56ZM112 55H114V54H112ZM128 55V54H127ZM132 55V54H131ZM138 55V54H137ZM144 55V54H143ZM10 56V55H9ZM8 56V57H9ZM48 56H50V57H48ZM110 56V55H109ZM134 56L135 55H133L132 57L134 58ZM151 56V55H150ZM150 56H148V57H150ZM11 58H16V57H12V56H10ZM140 57H141V55H140ZM146 58H147V56H145ZM199 57V56H198ZM205 57V56H204ZM42 58H44V59H42ZM72 60H71V59ZM112 58H114V56H112ZM139 58V57H138ZM145 58V59H146ZM151 58V57H150ZM197 58V57H196ZM206 58V60L208 59V56H206L205 57ZM210 58V57H209ZM5 59H7V58H5ZM10 59V58H9ZM110 59V58H109ZM116 59V58H115ZM115 59H113V60H115ZM131 59V58H130ZM140 59V58H139ZM144 59V60H145ZM149 59V58H148ZM199 59V58H198ZM204 59V58H203ZM212 59V58H211ZM59 60L60 61H62V62H59ZM111 60V59H110ZM117 60V59H116ZM119 60V59H118ZM117 60V61H118ZM137 60V59H136ZM153 60V59H152ZM200 60V59H199ZM230 60H233L234 61V63L232 62V64L229 62ZM5 61V60H4ZM7 61H9L8 59H7ZM6 61V64L8 63ZM13 61H15V64H14V62L13 63H11V67L12 68H16V67H13V65H16V60H13ZM19 61V62H18ZM25 61H26V63H25ZM41 61V62H42ZM109 61V60H108ZM121 61H123V60H121ZM130 61V60H129ZM133 61H135V60H133ZM132 61V64L134 63H137V61L136 62H133ZM149 61V60H148ZM154 61V60H153ZM204 61V60H203ZM203 61H201L200 60V63L202 62L203 64H204V62ZM212 61V60H211ZM40 62V64L39 65H41V64H43L44 65V63L42 62L41 63ZM56 62V63H55ZM66 62V61H65ZM142 62H144V61H142ZM147 62V61H146ZM152 62V61H151ZM157 62V61H156ZM194 62H196V61H194ZM197 62H199V61H197ZM196 62V63H197ZM214 62H212L211 64H213ZM230 64H229V63ZM5 62H3L2 63V65H1V71H2V73L4 72L3 70V67H4V64ZM59 63V64H58ZM67 63V62H66ZM66 63H64V65L66 66L67 64ZM76 63V62H75ZM116 63V62H115ZM118 63H120L119 61L116 63L117 65H118ZM126 63V62H125ZM139 63V62H138ZM137 63V64H138ZM153 63V62H152ZM195 63V64H196ZM8 64H10V63H8ZM7 64V65H8ZM26 64V65H25ZM53 64V65H52ZM56 64L57 65H59V66H56ZM110 65L112 64H114V62L112 61L111 63H109ZM121 64V63H120ZM142 64V63H141ZM148 64H150V62H148ZM154 64V63H153ZM152 64V65H153ZM27 65H28V67L31 69V71H30V69L27 67ZM43 65H42V67L41 66H39V70L38 71H40V68H41V70L42 69H46L47 67H48V65L46 64V68H44L45 67V65H44V67H43ZM61 65V66H60ZM68 65H67V67H68ZM109 65V66H110ZM111 65V67L112 68H115V67H113ZM117 65H114V66H117ZM127 64H125V66H126ZM129 65V64H128ZM139 65V64H138ZM143 65V64H142ZM173 65V64H172ZM196 65H198V64H196ZM210 65V64H209ZM3 66V67H2ZM63 67V69L62 68H60V69H62V71H66L68 68L67 67ZM73 66H77V63H76V65H72V67ZM120 66V65H119ZM118 66V67H119ZM124 66V65H123ZM158 66V65H157ZM175 66V65H174ZM194 66V65H193ZM200 66H201V64H200ZM5 67H6V65H5ZM7 67H9L10 68V65H8ZM25 67H27V69L28 70H26L25 69ZM38 67V66H37ZM35 68V69H38V68ZM50 67H49V70L48 71H50ZM80 67V66H79ZM78 67V68H79ZM110 67V68H111ZM132 67V66H131ZM134 67H136V66H134ZM138 67V66H137ZM136 67V68H137ZM152 69H153V67L156 69V66H150ZM172 67V66H171ZM195 67V66H194ZM206 67V66H205ZM207 67H208V65H207ZM83 68V67H82ZM117 68V67H116ZM130 68V67H129ZM133 68V67H132ZM147 68V67H146ZM170 68V67H169ZM5 69H7V68H5ZM17 69V68H16ZM16 69H15V71H16ZM20 69V70H19ZM48 69V68H47ZM46 69V70H47ZM60 69H57L58 70V72L57 73H59L60 75H61V73H62V71L60 70ZM65 69V70H64ZM118 69V68H117ZM113 70V73H115L114 71H116V73L118 72V70ZM124 69V68H123ZM122 69V70H123ZM138 69H139V67H138ZM140 69H142V67L140 68ZM150 69V68H149ZM187 69V68H186ZM195 69V68H194ZM202 69H204V68H202ZM207 69V68H206ZM8 70V69H7ZM9 70H11V69H9ZM8 70V71H9ZM24 70H26V73H25V71ZM44 70H42L43 72H44ZM54 70V71H55ZM106 70V69H105ZM122 70L120 71V72H118L119 74H120V76H118L117 75V77L116 76H114V78H113V74H111L112 73V71L110 72V75L112 76V78H107V76H109V74H107L106 75V77L104 76V75H101V79H100V77H99V81H98V83L101 81V80H103L102 82H100V84H98V83H96V85L98 84V86H96V85H93L94 86V88L91 90V88H90V86H87L88 88H87V90H86V88H84V87H86V86H83V85H85V84H83L82 86H80L81 84H79V85H77V88L75 89V88H70L71 86H72V83H74L73 85V87H75V83H76V80L79 78L78 76L80 75V73H79V75L78 76H74L73 74H72V78L73 79H75V77H77V79L76 80H73V79H71L70 78V80H71V83H69V84H66V85H69V86H67L68 87V89H67V91H65V92H63V93H61V94H59L57 97H55V99L57 98V100L56 101H54L55 99H53V102L52 103H54V102H57L58 101V103L57 104H54V105H52L51 106V104H50V108L47 110V111H45V109H44V111H43V109H42V111H41V108H40V104H38V102L36 101H34V99H33V101L35 102H30V104H26L25 103V101H24V103H23V98H21V99H19V96H18V98H16V96L14 97V96H12V97H14V100L13 101H15L16 99H17V101H16V103L15 104H17L16 105V107H13L14 106V104H13V106H12V108L13 109H11V110H13L12 112H13V114L14 115H16L15 117H16V119L15 120H13L14 118H13V116H9L10 117V119H9V117H7V115H11V112H9V114H5L6 115V117H4V116H1L0 118L1 119H4V120H1L0 121V211L2 212L3 211V213H4V211L5 210H1V208L3 207V208H5V206L6 205H9V207H11V210H13L12 209V206L10 205L11 204V202L13 201V200H19L20 202H22L23 204H26V202H28L29 200H31V199H37V200H39V204H38V206H37V210H36V208L34 209V211L32 210L31 212H27L28 210H24V211H21V210H17L16 212H12L13 214L14 213H16V214H11L10 213V211H9V209H8V211L9 212H5L4 213V215L6 214V213H8V214H6L9 218L11 217V219L10 220H14V219H16V222H14V221H9V218L7 217V216H5L4 217V215L1 213L0 215V217L2 218V219H4V220H2L1 221V218H0V224H4V222L5 221H9V223L12 225V224H14L15 223V225L16 224H18V222H19V224L20 225H18L19 227L18 228H20V226H21V222H22V225H23V222H30V223H33L35 220H37L38 221V219H41L42 217H43V215L45 214L43 211H45V210H43V209H45V206H46V203L47 202H49L47 199L48 198H50V197H52V195L53 194H59V193H61V192H59V191H61V190H63V191H65L64 189H68L67 191L68 192H70L71 194H72V198H74V199H72V201L71 200H69L68 202L67 201H64V203H59V202H56L57 201V198L56 199H54L55 201H52L54 204H55V202L57 203V206L55 207V208H53V204H52V202H51V204H52V206L51 205H49V206H51L52 207V211L53 210H55V211H57V212H55V211H53V214H55V213H58L57 215L59 216V215H63V214H70L69 216H70V221L67 223V222H65V223H63V224H65V227H62V229L63 228H65V229H63V231L61 230V226L63 225V224H59L58 226L60 227H57V225L55 226V228H54V233H52L51 234V232H47L48 234H46V235H48L49 236V239L48 240H46V238H44V237H48V236H44V231L43 230H41V229H38V230H41L40 232H39V234L41 233V235H43L44 237V240H43V238L42 239H40L41 241L39 242V240H37L39 243H36L35 245L37 246V245H40V244H42L44 241L47 243L48 241H50L51 243H54V242H52L53 240L55 241V239H57L56 241H59L60 240V236L61 235H65L66 233H67V235H65L64 237L66 238V240L67 239H70L71 237H69L70 235L72 236L73 234H74V232H75V234H74V236H77L78 234H80L79 236H81L82 234H87L86 235V238L85 237H82L81 236V238H82V240L85 238V239H88V240H91V239H93V240H97V238L98 237H103L104 239H108L109 238V235H110V238H109V240L111 239V238H115L114 236H112L113 235V233H114V231H118V229H119V231L121 230V229H123L122 227H120L119 228V224H117V226H115L114 227V229L112 228L114 225H115V222H119L120 220L122 221V218L124 219V221L126 220V217H123V216H125V213H127L128 214V212L129 213H132V214H134L133 212H131L130 210H128V209H126V212L125 213H123L124 215H122L120 212H123V211H125V208H126V205H128L129 203H131L129 200L130 199H128V204H126V196H127V194H128V192L127 191H129V190H127V189H131L132 190V186H134V185H139V184H137V182H136V180L137 181H139L140 182V180L139 179H137V177L138 176H140V175H138V174H136V175H138L137 177H133L132 179H135L136 178V180L134 181V180H132V181H134L135 182V184L133 185V183L131 184V183H129L130 185H132V186H130V185H127V186H129V187H131V188H129V187H127V189L126 188H124V189H117L113 184H114V182H112V180H113V178L111 177L113 174H115V172H113V169H112V167L114 168L115 166H111L110 168H105L103 165H101V163L99 162V160L100 159H102V158H104V160H106V158L108 159V157L109 158H115L116 156H115V154L113 153V152H111V150H109V149H104V150H102L99 154H94V153H92V152H89L88 150L90 149V147L91 146H96L95 144H97L96 143V141L97 142H100L101 140H99V139H101V136L102 135H104L103 133L105 132L106 133V131H109V130H114V134L113 135H115L111 140H109V141H111L112 143H110V142H108L109 143V145L110 144H112V146L113 147H109V148H115V149H112V150H116V148L118 149L119 148V150H120V147L122 148H124V147H128V145H129V147H130V145L132 146V145H136L135 147H137V145H139L138 146V149L142 146L143 147V149L145 148V149H149V148H146L147 146H150L151 144L153 145V141H155V140H153L155 137H157L159 134L161 135V136H163L162 134L163 133H165V132H167V130L168 129H170V128H167V129H163L162 127H163V125H162V127H161V129H163V133H161L160 131H158V132H160L157 136H155V134L153 135H149L147 132H145V128H147V127H149V125L151 124V123H155V121H157V120H148L147 119V117H146V119H143L144 117H145V114H144V117H142V116H140V119H142V121L143 120H145V121H141V122H138V123H135L133 120H136V122H137V118H134L133 119V117H131V116H129V117H131V119H132V121H131V119L129 118V119H127L128 117V114H130V113H128V111H130V110H133V107H134V104H136V108H138V104H140V100H141V98H143V96H145V92H147L149 89H150V91H152V89H151V86H152V88H154V86H153V84H150V83H152V82H150L149 83V81L146 79V76L144 77H140V73H142V75H144L143 74V72L146 70H142L143 72H140L141 70H139V74L136 72V70H135V73H137L139 76H138V80H140V78H141V83L137 80V77H135V80H137L140 84V86H137L138 85V82H137V84L136 83H133L134 85L136 84V86H137V90L139 91L138 92V94L140 93H142L141 91H143L142 89H143V87H144V89L145 90H147V91H144V93L145 94H143V96L141 95L140 96V98H139V101H138V104L137 103H135V101H136V99H134V101H133V99L132 100H130L131 99V97H130V99H129V96H130V93L136 88V86H135V88H132L133 90L130 92V87L132 86L133 87V85H132V80H134V75H133V78L132 77H129V76H127V75H125L124 73V75L125 76H122L123 74H121L122 73ZM127 70H129L128 68H127ZM154 70V69H153ZM153 70H151L152 72H153ZM199 70H200V68H199ZM0 71V72H1ZM14 71V70H13ZM35 71H37V70H34V72ZM37 71V72H38ZM41 71V72H42ZM52 71H50V72H52ZM53 71V73H55ZM76 71V70H75ZM82 71V70H81ZM86 71V70H85ZM85 71H84V74H86L85 73ZM100 71H102V70H100ZM149 72H150V70H148ZM147 71V72H148ZM187 71H188V69H187ZM195 71L197 72V70L195 69ZM11 73H14V72H12V70L10 71ZM19 72V73H20ZM30 72V73H29ZM79 72V71H78ZM108 72H109V70H108ZM125 72H126V70H125ZM129 72H130V70H129ZM128 72V73H129ZM131 72H134L133 71V69H132V71ZM146 72V73H147ZM191 72V71H190ZM199 72V71H198ZM201 72V71H200ZM6 74H7V72H5ZM5 73H3V74H5ZM18 73V74H19ZM47 73V72H46ZM57 73L55 74L56 75V77H57ZM65 72H63V74H64ZM83 73V72H82ZM96 73V72H95ZM94 73V74H95ZM116 73L114 74V75H116ZM117 73V74H118ZM151 73V72H150ZM149 73V74H150ZM170 73H172L173 75H171ZM187 74V75H184V76H187V80L186 81H183V79L185 78V77H182L181 75L182 74ZM202 73V72H201ZM200 73V74H201ZM8 74H10L9 72H8ZM22 74H20V75H22ZM34 75H35V73H33ZM49 74V73H48ZM52 74V73H51ZM59 74H58V76H59ZM74 74H76V72L74 73ZM89 74V73H88ZM127 74V73H126ZM133 74V73H132ZM136 74V75H137ZM148 73L146 74V75H149ZM152 74V73H151ZM13 75V74H12ZM11 75V76H12ZM15 75V74H14ZM13 75V76H14ZM34 75H31L32 77H36V75L34 76ZM54 75V74H53ZM77 75V74H76ZM81 75H83V74H81ZM81 75H80V78L82 79V77H81ZM135 75V76H136ZM177 75H180V76H177ZM191 75V74H190ZM5 75H3L2 77H4ZM9 75H7L6 77H8ZM45 76V75H44ZM43 76V77H44ZM48 76V75H47ZM51 76V75H50ZM50 76H48L49 78H50ZM90 76V79L92 78L91 77V75H89ZM102 76H103V78L104 79H106V80H104V79H102ZM111 76H109V77H111ZM132 76V75H131ZM151 76V75H150ZM169 76V77H170ZM1 76H0V78H2ZM17 77H19V79L21 80V76H17ZM42 77V76H41ZM55 76L54 77H52L53 79H55L56 78ZM71 77V76H70ZM149 77V76H148ZM169 77H167V78H169ZM179 77H181L180 79L182 80V82H183V84H181L182 82L180 81V79H179V81L181 82H179V83H176V78H177V80H178V78ZM196 77V76H195ZM14 79L16 78V77H13ZM22 78H23V76H22ZM30 78V77H29ZM68 78V77H67ZM84 78H86V76H84ZM89 78V77H88ZM88 78L85 80V81H87L88 80ZM145 78V79H144ZM9 79V78H8ZM42 79V78H41ZM45 79V78H44ZM51 79V78H50ZM53 79H51V80H53ZM60 79V78H59ZM89 79V80H90ZM93 79V78H92ZM149 79V78H148ZM170 79H167V80H169V83H171L170 82ZM217 80L218 79V81L215 83H213V81L214 80ZM2 79H0V81H1ZM4 80H6V78L4 77ZM10 80H12V79H10ZM10 80H6V81H8V83H9V81ZM16 80V79H15ZM17 80H18V78H17ZM27 80H28V78H27ZM35 80L36 79H34L33 78V81L35 82ZM46 80V79H45ZM64 80V79H63ZM68 80V79H67ZM72 80L74 81V82H72ZM78 80H80V79H78ZM77 80V81H78ZM84 80V79H83ZM94 80H96L95 79V77H94ZM134 80V81H135ZM147 80V81H146ZM185 80V79H184ZM13 81V80H12ZM30 81H31V79H30ZM29 81V82H30ZM40 80L37 78V83L39 82ZM82 81V80H81ZM1 82H3V80L1 81ZM5 82V81H4ZM11 82V81H10ZM18 82H20V81H18ZM22 82V81H21ZM21 82L20 83H18V84H21ZM26 82V81H25ZM33 82V83H34ZM44 82H46L47 83V80L46 81H44ZM49 82H50V80H49ZM48 82V83H49ZM53 82H54V80H53ZM53 82H51V83H53ZM79 82V81H78ZM186 82H188L187 84H186ZM13 83H14V81H13ZM33 83H31L30 82V84H33ZM40 83V82H39ZM41 83H43V80H42V82ZM63 83H65V81L64 82H62V84ZM190 83V84H189ZM223 83V82H222ZM5 84V83H4ZM16 84V83H15ZM35 84V83H34ZM70 84H71V86H70ZM78 84V83H77ZM93 84H95V83H93ZM144 84V86H142V85ZM172 84V83H171ZM170 84V85H171ZM220 84V83H219ZM224 84V83H223ZM223 84H220V85H223ZM229 84V83H228ZM231 84H232V82H231ZM10 85V84H9ZM27 85H28V83H27ZM60 85V84H59ZM66 85L64 86V84H63V88L64 87H66ZM156 85V84H155ZM11 86V85H10ZM78 86H80V87H78ZM93 86H91V87H93ZM157 86V85H156ZM225 86V85H224ZM263 86V87H262ZM2 87V86H1ZM27 87V86H26ZM25 87V88H26ZM60 87H61V85H60ZM258 88V91L260 92L261 91V93H260V95L263 93V95H261L260 97H261V99H259L260 97L258 96L259 95V93H257V91H256V94H258V95H256L255 94V91H253L254 89L253 88ZM263 88V89H260V88ZM3 88V87H2ZM5 88H7V86L5 87ZM23 89H24V91L27 89H25L24 87H22ZM22 88H20V90H22ZM28 88H30V87H28ZM62 88V87H61ZM83 88V89H82ZM218 88V87H217ZM240 88H241V91H240ZM4 89V88H3ZM69 89L71 90V91H69ZM74 89V90H73ZM155 90H156V88H154ZM237 89V88H236ZM233 90H235L234 88H233ZM3 91V90H2ZM36 91H37V89H36ZM36 91H32L31 90V92H33V94H35V97H34V95H33V97L34 98H36V95L39 93V92H37V93H35ZM157 91L159 92V90H158V88H157ZM238 91L240 92V94L238 93ZM253 91V92H252ZM27 93L28 92H30L29 90L28 91H26ZM253 94H252V93ZM134 93V92H133ZM150 92L148 91V94H149ZM160 93V92H159ZM205 93V92H204ZM206 93H205V95H206ZM250 93H251V95H250ZM63 94V95H62ZM138 94H136V96L138 95ZM157 94V93H156ZM254 94H255V96H254ZM60 95H61V97H60ZM158 95V94H157ZM161 95V94H160ZM194 95H196V97H194ZM213 95V94H212ZM212 95H210V96H212ZM249 95H250V98L251 99H253L252 101H251V99H244L245 97H249ZM133 96V95H132ZM135 96V97H136ZM159 96V95H158ZM180 96V97H179ZM202 96V95H201ZM201 96L199 97V99L201 98ZM208 96V95H207ZM229 96V95H228ZM237 96V97H236ZM244 96V97H243ZM254 96V97H253ZM256 96H258V99L256 98ZM263 96V97H262ZM32 97V98H33ZM154 97V96H153ZM170 97V98H169ZM203 97V96H202ZM209 97V96H208ZM32 98H31V100L30 101H32ZM59 98H60V101H59ZM159 98V97H158ZM161 98H163L162 96L159 98V99H157V101L158 100H160ZM203 98H205V96L203 97ZM257 99L256 101H254L255 99ZM23 99V100H22ZM138 99V98H137ZM172 99V98H171ZM175 99H176V96H175ZM11 100V101H12ZM18 100H22V101H18ZM143 100V99H142ZM142 100H141V103H142ZM164 100H167V99H163V102H164ZM195 101L196 100H198V99H194ZM227 100V99H226ZM244 100V101H243ZM252 102H250V101ZM153 101V100H152ZM155 101H156V99H155ZM242 102V103H239V102ZM246 101H247V103L249 102V103H251V104H245L246 103ZM260 101H262V102H260ZM166 102V101H165ZM169 102H171V101H169ZM169 102H167V103H169ZM178 102V101H177ZM191 100H190V105H192L191 104ZM200 102H201V99H200ZM203 102V101H202ZM205 102V101H204ZM227 102V101H226ZM234 102H236V103H234ZM256 102V103H255ZM257 102H259V103H257ZM152 103V102H151ZM172 103V102H171ZM193 103H194V101H193ZM197 103H199V102H195L194 103V105L192 106L193 108H194V106H197L198 104ZM207 103H209L208 102V100H207V102H206V104H204L203 103V106H205V105H207ZM237 103H239V104H237ZM254 103V104H253ZM32 104H34V105H32ZM38 106H37V105ZM154 104H156V103H154ZM165 104V103H164ZM174 104V103H173ZM173 104H172V107H173ZM228 104V103H227ZM238 106H237V105ZM241 104V105H240ZM243 104V105H242ZM28 105H30V106H28ZM150 105H152V104H150ZM163 105V104H162ZM162 105H158V106H162ZM168 105H170V103L168 104ZM167 105V106H168ZM175 105V104H174ZM224 105H225V103H224ZM223 105V106H224ZM231 105V104H230ZM233 105H234V107H233ZM142 106V105H141ZM208 106V105H207ZM242 106H244V108L242 107ZM40 109H39V108ZM140 107V106H139ZM152 107H153V105H152ZM157 107V106H156ZM175 107V106H174ZM197 107H199V105L197 106ZM213 107H214V105H213ZM221 107V106H220ZM226 107H227V105H226ZM245 107H247V109L245 108ZM263 107V106H262ZM261 107V108H262ZM14 108H15V110H14ZM160 107H158L157 109H159ZM169 108H171V105L169 106ZM196 108V107H195ZM215 108V107H214ZM222 108V107H221ZM220 108V109H221ZM253 107H250L249 109H252ZM139 109V108H138ZM141 109H143L142 107H141ZM153 109V108H152ZM166 109H168V108H166ZM165 109V111H167ZM200 109V111H198V113L200 112V114L199 115H202V116H199V117H195L196 118V120L198 119L199 120V122H200V125L199 126H196L197 125V123L196 122H198V121H196V120H194L193 122H195L196 123V125L195 124H193V123H190V125L191 124H193L194 126H191L192 128L193 127H197L196 128V130H195V128L194 129H192L191 127H188V129L187 130H189V128H191L192 130H194V132H196V133H194L193 132V134H197L198 136L199 135H201V136H203V135H206V134H208L209 133V135H207L206 137H208V136H210V134H212L213 136H212V138L211 139H213V137L217 134L216 133V128H217V132H219L218 131V127H216L218 124H216V122H215V125L216 126H213V125H210V126H207V124L210 122V120H211V118L208 120V121H206L207 119H206V115L208 116V117H211V115H212V113H214L213 112V109L211 110V106H210V108H209V106L208 107H206L205 106V109H204V107H202V109H201V107L200 108H198L197 110H199ZM217 109V108H216ZM260 109V108H259ZM264 108H262V110H263ZM134 110H135V107H134ZM169 110H172V108L171 109H169ZM169 110H168V112H169ZM189 110H190V108H189ZM193 111L195 110L196 111V109H192ZM202 110V111H201ZM222 110H224V109H222ZM253 110H254V108H253ZM252 110V111H253ZM261 110V113L259 112V115L258 116H260V114H261V116H262V114L264 113V111H262ZM137 111V110H136ZM136 111H134V113H136ZM141 111V110H140ZM154 110H152V112H153ZM158 111V110H157ZM160 111H161V108H160ZM195 111H194V113H195ZM216 111V110H215ZM219 111V110H218ZM225 111V110H224ZM232 111V110H231ZM252 111H249L250 113L252 112ZM260 111V110H259ZM138 112V111H137ZM142 112V111H141ZM145 112V111H144ZM168 112L166 113V115L168 116ZM210 112H212V113H210ZM217 112V111H216ZM223 112V111H222ZM227 112V111H226ZM228 112H230V109L228 110ZM233 112V111H232ZM232 112H230V114L232 115H234V113H232ZM245 112H243V113H245ZM254 112V111H253ZM263 112V113H262ZM127 113V114H126ZM131 113L133 114V111H131ZM156 112L154 111V114H155ZM169 113H171L172 114V112H169ZM193 113V112H192ZM224 113V112H223ZM258 113V112H257ZM142 114H143V112H142ZM146 114H148L147 112H146ZM161 114V113H160ZM163 114H164V112H163ZM171 114H169L170 115V117L168 116H165V114L164 115H162L163 116V118L164 117H166V118H164V119H166V122L165 123H167L166 125L168 126V125H170L171 124V126L170 127H172V126H174V125H172V123H176V122H170L172 119H170V118H172L173 116H177L178 117V119H179V116L178 115H180V113L178 114V115H171ZM176 114V113H175ZM209 114V115H208ZM211 114V115H210ZM217 114H218V112H217ZM216 114V115H217ZM225 114V113H224ZM236 114V115H237ZM254 115H256V116H254V121H255V117H257V114H255V113H253ZM137 115V114H136ZM192 115V114H191ZM197 116H198V114H196ZM215 115V114H214ZM214 115H212V119H215L216 118V116H215V118L213 117ZM223 115V114H222ZM226 115V114H225ZM225 115H223V116H225ZM227 115H228V113H227ZM226 115V117H227V120H225L224 118H223V116H222V118L221 119H223V121L225 120L226 121V123H225V125H224V123H223V125H222V122L223 121H220V120H218V122L221 124V126L223 127V129H224V127L227 125V121H228V118L230 117V118H233V121L232 122H234V123H236L235 121H234V119H236L235 117H231V115H229V117ZM236 115H234V116H236ZM242 115V114H241ZM252 115V114H251ZM156 116H159V111H158V115H157V113H156ZM181 116H182V114H181ZM185 116V118H186V116H188V115H186V114H184L183 115V117ZM194 116V115H193ZM204 116H205V118H204ZM220 113H219V117L218 118H216V120L217 119H219L220 118ZM2 117H4V118H2ZM11 117H12V119H11ZM127 117V118H126ZM155 117V116H154ZM161 117V116H160ZM182 117V119H185V118H183ZM237 117V116H236ZM250 117V116H249ZM163 118L161 117V119L163 120ZM169 118V119H168ZM188 118V117H187ZM193 118V117H192ZM194 118V119H195ZM244 118V117H243ZM246 118V117H245ZM244 118V119H245ZM252 118V117H251ZM263 118V117H262ZM138 119H139V117H138ZM167 119L168 120H170V121H167ZM181 119V120H182ZM204 119V120H203ZM206 119V120H205ZM238 119V118H237ZM249 119V118H248ZM252 119V120H253ZM121 120V121H120ZM130 120V121H129ZM147 120V121H146ZM173 120H174V118H173ZM180 120V119H179ZM201 120V121H200ZM258 119H256V121H257ZM263 120H264V118H263ZM120 121V122H119ZM153 121V122H152ZM176 121V120H175ZM186 122H187V120H185ZM206 121V122H205ZM212 121V120H211ZM214 121V120H213ZM237 121V120H236ZM239 121V120H238ZM251 121V120H250ZM254 121L252 122V124L254 123ZM255 121V122H256ZM122 122V123H121ZM158 122V124H154V125H160V124H162L163 122H160V124H159V121H157ZM168 122H169V124H168ZM179 122V121H178ZM182 122H184V121H182ZM181 121H180V123H182ZM199 122H198V124H199ZM202 122H204L203 124H202ZM217 122V123H218ZM228 122H230V121H228ZM258 122H261V120H259ZM143 123V124H142ZM147 123V124H146ZM185 123V122H184ZM188 122L186 123V124H189ZM211 123V122H210ZM240 121H239V123H236L237 125H238V128L239 127H241V128H243L241 125H240ZM243 123V122H242ZM245 123V122H244ZM248 123V122H247ZM262 123V122H261ZM164 124V123H163ZM183 124V123H182ZM232 124V123H231ZM256 124H257V122H256ZM147 125V126H146ZM153 125V124H152ZM152 125H151V127H152ZM153 125V126H154ZM165 125V124H164ZM180 125V124H179ZM203 125V126H202ZM209 125V124H208ZM228 125H230V124H228ZM234 125V124H233ZM232 125V126H233ZM249 125H251V124H249ZM255 125V124H254ZM258 125H260V124H258ZM124 126H126V128H123ZM144 128H143V127ZM177 127H178V129H179V126H178V124L176 125ZM175 126V127H176ZM185 126H187V125H185ZM189 126V125H188ZM201 126V127H200ZM220 125H219V127H221ZM231 126V125H230ZM236 126V125H235ZM252 126V125H251ZM3 127V128H2ZM118 127H120V128H118ZM159 126H158V128H160ZM222 127L220 128L221 130H222ZM245 127V126H244ZM125 129L126 130V132H121V133H119L118 132V129ZM150 128V127H149ZM148 128V129H149ZM153 128V127H152ZM180 128H183V130L185 131V127H181L180 126ZM121 129V130H122ZM151 129V128H150ZM219 129V130H220ZM255 128L253 127V130H254ZM120 130V131H121ZM154 130V129H153ZM166 130V131H165ZM172 130V129H171ZM191 130V131H192ZM220 130V131H221ZM240 130V129H239ZM245 130V129H244ZM250 130V129H249ZM146 131H147V129H146ZM173 131V130H172ZM176 131H179L180 132V130H177L176 129ZM182 132V133H180L181 135L180 136H182V135H185V134H183V133H185V132ZM211 131L213 132V133H211ZM240 131H242V130H240ZM257 131H259L258 129L256 130L255 129V131H253L254 133H255V135L257 134L256 132ZM116 132V133H115ZM152 132V131H151ZM154 132H156V128H155V131ZM171 132V131H170ZM252 132V131H251ZM125 133V134H124ZM153 133V132H152ZM172 133V132H171ZM187 133H189V131H186V134ZM215 133V134H214ZM245 133H247V131L245 132ZM254 133H252V134H254ZM147 134H148V136H150V137H148L147 136ZM173 134V133H172ZM192 134V135H193ZM243 134V133H242ZM160 135H159V138H160ZM177 135V134H176ZM178 135H179V133H178ZM190 135H191V132H190ZM197 135H196V137H197ZM244 135V134H243ZM255 135H253V136H255ZM152 136H154L153 138H152ZM169 136H171L170 134H169ZM178 137L179 138V141H180V138L181 137ZM245 136V135H244ZM243 136V137H244ZM247 136V135H246ZM263 136V135H262ZM165 137V136H164ZM164 137H161V138H163V143H164V141L166 140H168V138L167 139H165ZM167 137H168V135H167ZM176 137V136H175ZM250 137H252V136H250ZM258 137V136H257ZM205 137L203 136L202 137V139H204ZM216 138V137H215ZM242 138V137H241ZM247 138H248V136H247ZM165 139V140H164ZM170 139H173L172 140V142H175V138L173 137V138H170ZM198 139H200V138H198ZM250 139V138H249ZM259 139V138H258ZM206 139H204L202 142L204 143H206V141H205ZM252 140V139H251ZM158 141V140H157ZM159 141H162V139L160 140L159 139ZM177 141V140H176ZM194 141H197V140H194ZM200 140L199 141H197L198 142V145H200V143H202ZM208 141H210V137H209V140ZM215 141H217L218 142V140H215ZM250 141V140H249ZM170 142V141H169ZM189 142H192V141H189ZM200 142V143H199ZM105 143H107V142H105ZM108 143L106 144V145H108ZM155 143V142H154ZM161 143V142H160ZM160 143H158V144H160ZM214 143V142H213ZM148 144H150V145H148ZM156 144H157V142H156ZM157 144V145H158ZM165 144V143H164ZM166 144H168L167 142H166ZM165 144V145H166ZM172 144V143H171ZM174 144V143H173ZM188 144V143H187ZM189 144H191V143H189ZM188 144V145H189ZM259 144V143H258ZM124 145V146H123ZM126 145V146H125ZM151 145V146H152ZM155 145V144H154ZM154 145H153V148H154ZM163 145V144H162ZM165 145H163V146H165ZM170 145V144H169ZM169 145H167L166 147H168ZM196 143H194L192 146H191V148H190V146H189V150L187 151H183V152H180V153H178V154H175L176 156V159L177 158H179V160H176L175 159V157L173 158V160H171V159H169V161H168V163H167V165H165L164 167H162L161 169H160V173H161V171H162V174H163V177H165V178H168V180L166 179L165 180V182L167 183V181H169L170 182V180L172 179V178H174V179H172L171 180V183H172V181L173 180H177L176 179V175L178 174V175H182V174H184V173H188L189 174V172L190 171H193L192 169H193V167H194V162H192L191 160H193L194 158H195V156H196V154H197V156L199 155V153H198V149H199V151H200V147H202V146H198ZM201 145H204V147H205V144H201ZM241 145V144H240ZM244 145V144H243ZM263 145V144H262ZM111 146V145H110ZM159 146V145H158ZM162 146V152H164V148L165 147H163ZM195 146H197V148L198 149H195ZM142 147L140 148V149H142ZM241 147V146H240ZM122 148V149H123ZM185 148H186V146H185ZM121 149V150H122ZM139 149V150H140ZM155 149V148H154ZM159 149V148H158ZM161 149V148H160ZM204 149V148H203ZM244 149H245V147H244ZM249 149V148H248ZM99 150V149H98ZM97 150V151H98ZM119 150L117 151L116 150V154L118 155V152H119ZM123 150H127V149H123ZM122 150V151H123ZM131 150H133V147L131 148ZM134 150H136V148L134 149ZM147 150H146V152H147ZM151 150V149H150ZM150 150H148L149 151V153L150 152H152V151H150ZM156 150H157V147H156ZM196 150H197V152H196ZM207 150V149H206ZM243 150V149H242ZM241 150V151H242ZM141 151V150H140ZM143 151V150H142ZM157 151H159V150H157ZM157 151H155V150H153V152H152V154H154V152H157ZM208 151H210V150H208ZM251 151V150H250ZM77 152H84L85 154H83L84 156H83V158H82V160L83 161H80L79 162V160H77V158L76 157H78L77 156ZM144 152V151H143ZM202 152V151H201ZM204 152V154H207V153H205V152H207V151H203ZM237 153V152H236ZM239 153V152H238ZM258 153V152H257ZM145 154H147V153H145ZM151 154V153H150ZM151 154V155H152ZM164 154V153H163ZM202 154V153H201ZM208 154H210L209 152H208ZM216 154H218L217 152H216ZM225 154V153H224ZM234 154V153H233ZM218 155H220V154H218ZM228 155V154H227ZM231 155V154H230ZM153 156V155H152ZM222 156V155H221ZM242 156V155H241ZM106 157V158H105ZM229 157V156H228ZM227 157V158H228ZM55 158H59V161L60 162H62V163H58L57 162V165H55L57 168H55L54 166V168L52 167V164L54 163H52V161H55ZM60 158L63 160H60ZM209 158H210V156H209ZM208 158V159H209ZM221 158V157H220ZM224 157H222V159H223ZM232 158V157H231ZM118 159V158H117ZM207 159V160H208ZM211 159H212V157H211ZM225 159V158H224ZM191 161L192 162V168H191V165L189 166V163H188V167L186 166V164H183L184 162L186 163L187 161ZM219 160H221V159H219ZM247 160V159H246ZM107 161V160H106ZM263 161V160H262ZM206 162V161H205ZM209 162V161H208ZM213 162H216L217 163V160L216 161H213ZM254 162V161H253ZM197 163V162H196ZM258 163V162H257ZM198 164V163H197ZM196 164V165H197ZM209 164H211V162L209 163ZM256 164V163H255ZM59 165V166H58ZM113 165V164H112ZM116 165V164H115ZM195 165V166H196ZM214 165V166H213ZM215 165L216 166H218L219 164H212V169H213V167H215ZM240 165H242V164H240ZM243 165H244V163H243ZM199 166V165H198ZM220 166V165H219ZM127 167V169L125 170V171H121V172H124V173H122L121 174V172H119V174L122 176L123 174H124V176H125V172H128V167H129V165H126V166H124V169ZM209 167V166H208ZM237 167H239V166H237ZM252 167V166H251ZM131 168V167H130ZM199 168V167H198ZM197 168V169H198ZM200 168H201V166H200ZM199 168V169H200ZM203 168V167H202ZM207 168V167H206ZM115 169V168H114ZM159 169H156V171L157 170H159ZM191 169V170H190ZM195 169H196V167H195ZM196 169V170H197ZM208 169H210V168H208ZM215 169V168H214ZM213 169V170H214ZM226 169V168H225ZM132 170V169H131ZM218 170V169H217ZM156 171H154V173L156 172ZM189 171V172H188ZM199 171V170H198ZM204 171H208L209 172V170H204ZM194 172V171H193ZM193 172H191V173H193ZM202 172V171H201ZM224 172V171H223ZM113 173V174H112ZM132 173H134V172H132ZM157 173V172H156ZM159 173V171H158V175L160 174ZM190 173V174H191ZM196 173V172H195ZM194 173V174H195ZM214 173V172H213ZM127 174H129V173H126V175ZM162 174L161 175H159L160 177L162 176ZM204 174V172L202 173V176H203V178H204V176L205 175H203ZM210 173H208V175H209ZM225 174V173H224ZM245 174V173H244ZM36 176V177H33V176ZM116 175V174H115ZM114 175V176H115ZM120 175H118V176H116L117 178L120 176ZM175 175V176H174ZM177 175V177H179ZM258 175V174H257ZM119 177V181L120 180H122V184H124L123 183V180L125 181V179L127 178V176H126V178H123V177ZM185 176V175H184ZM191 176V175H190ZM196 176V175H195ZM194 176V177H195ZM211 176V175H210ZM209 176V177H210ZM213 176V175H212ZM129 178H128V180L130 181L131 179V177H130V174H129V176H128ZM187 177L189 178V176L187 175ZM200 177H201V175H200ZM199 177V178H200ZM206 177V176H205ZM220 177V176H219ZM238 177V176H237ZM120 178H122V179H120ZM140 179H141V177H139ZM143 178H144V176H143ZM146 178V177H145ZM180 178V177H179ZM178 178V179H179ZM207 178H208V176H207ZM233 178V177H232ZM147 179V178H146ZM146 179H144V182H148ZM191 179V178H190ZM116 180H118V179H116ZM161 180H162V178H161ZM200 180V179H199ZM203 180V179H202ZM231 180V179H230ZM233 180V179H232ZM242 180H244V179H242ZM114 181H115V179H114ZM126 181H127V179H126ZM125 181V182H126ZM128 181V182H129ZM132 181H130V182H132ZM177 181H180V180H177ZM177 181H175V183L177 182ZM186 181V180H185ZM184 181V182H185ZM195 181H196V179L194 180V182L193 183H195ZM217 181V180H216ZM138 182V183H139ZM165 182H163L162 183V185H164V183ZM168 182V184H169V186H171V184ZM181 183H182V181H180ZM142 183V182H141ZM140 183V184H141ZM199 183V182H198ZM215 183V182H214ZM240 183V182H239ZM127 184V183H126ZM146 184V183H145ZM145 184H141V185H145ZM168 184L166 185V187L168 186ZM173 184H174V182H173ZM177 184V183H176ZM178 184H179V182H178ZM175 185V186H179V185ZM200 184V183H199ZM209 184V183H208ZM222 184V183H221ZM235 184H237V183H235ZM140 185V187L142 188V186ZM156 185V184H155ZM158 185V184H157ZM156 185V186H157ZM161 185V186H162ZM174 185H172L171 187H173ZM181 185H183V184H181ZM187 185V184H186ZM193 185H195V184H193ZM198 185V184H197ZM203 185H206V183L205 184H203ZM126 186V185H125ZM160 186V185H159ZM175 186L173 187V188H175ZM185 186V185H184ZM191 186V185H190ZM139 187V188H140ZM144 188H143V190L145 189V190H148L149 188H153V187H151L150 186V184H149V186H147V185H145V186H143ZM146 187V188H145ZM163 187V186H162ZM183 187V186H182ZM163 188H165V187H163ZM168 188V187H167ZM167 188H166V192H168L167 191ZM170 188V187H169ZM168 188V189H169ZM173 188H170V189H173ZM179 188V187H178ZM181 189V188H180ZM188 189V188H187ZM264 189V188H263ZM262 189V191H263V194H264V190ZM150 190V189H149ZM148 190V191H149ZM152 190V189H151ZM155 190V189H154ZM72 191V192H71ZM55 192V193H54ZM59 192V193H58ZM155 192V191H154ZM158 192V191H157ZM260 192V191H259ZM52 193V195L50 196V194ZM150 193V192H149ZM151 193H153V190L151 191ZM257 193V192H256ZM119 194V195H118ZM155 194H156V192H155ZM154 194V195H155ZM160 194V193H159ZM163 194V193H162ZM254 194V193H253ZM262 194V193H261ZM131 194H129L128 196H130ZM158 195V194H157ZM186 195H188V193L186 194ZM127 196V197H128ZM132 196V195H131ZM161 196H163V195H161ZM236 196V195H235ZM234 196V197H235ZM263 196V195H262ZM240 197V196H239ZM53 198H55V197H53ZM132 198V197H131ZM159 198V197H158ZM244 198H246V196L244 197ZM235 198H233L232 200H234ZM45 200H47V201H45ZM79 201H82L83 203H84V207H80L83 203H81V205L80 204H78L79 205V207L77 206H74V202H79ZM149 201V200H148ZM147 201V202H148ZM160 201H162L161 199H160ZM165 201V200H164ZM163 201V202H164ZM231 201V200H230ZM44 202H45V204H44ZM63 202V201H62ZM67 202V203H66ZM226 203H228L227 201H225ZM237 202V201H236ZM43 203V204H42ZM132 203H135V201L134 202H132ZM136 203H138L137 201H136ZM136 203L135 204H132V207H133V205H135L136 206ZM149 203L151 204V201H149L148 202V206H149ZM159 203V202H158ZM158 203H157V205H158ZM225 203V204H226ZM48 204H50V202L49 203H47V206H48ZM162 204V203H161ZM45 205V206H44ZM131 205V204H130ZM145 205V204H144ZM147 205V204H146ZM227 205V204H226ZM231 205V204H230ZM41 206H43L42 208H40ZM46 206V207H47ZM55 206V205H54ZM138 206H140L139 205V203H138ZM151 206H154V205H151ZM129 207V206H128ZM137 207V206H136ZM135 207V208H136ZM155 207V206H154ZM245 207V206H244ZM243 207V208H244ZM14 209H17V208H15V207H13ZM40 208V209H39ZM131 208V207H130ZM129 208V209H130ZM142 208H145V207H142ZM242 208V209H243ZM252 208V207H251ZM41 209H42V211H41ZM140 209H141V206H140ZM154 209V208H153ZM156 209H157V207H156ZM156 209H154V210H156ZM239 209H241V208H239ZM239 209H238V211H239ZM246 208H244L243 210H245ZM248 209H250L249 207H248ZM248 209H246L247 211H248ZM38 211V210H40L41 212H43L44 214H42V213H40L39 211L37 212V214H41L42 216H40L39 215V218L38 219H32V218H36V216H37V214H36V216H34L35 215V213H36V211ZM122 210V211H121ZM132 210V209H131ZM142 210V209H141ZM243 210H241V211H243ZM245 210V212H247ZM264 210V209H263ZM13 211H15V210H13ZM21 211V212H27L28 214H24L23 215V213L20 215L19 214V212ZM29 211H30V209H29ZM132 211H134L135 212V214L137 213V211H138V208L135 210V209H133ZM140 211V210H139ZM143 211V210H142ZM240 211V212H241ZM32 212H33V215H31L32 214ZM35 212V213H34ZM55 212V213H54ZM244 212V211H243ZM244 212V213H245ZM255 212V211H254ZM233 213V212H232ZM249 213V212H248ZM17 214H18V216H20V218L18 217V219L17 218H15V217H17ZM127 214H126V216H127ZM132 214H128V215H130V216H132ZM238 214V213H237ZM264 214V213H263ZM3 215V216H2ZM16 215V216H15ZM23 215V217H24V219H23V217H21ZM27 215V216H26ZM72 215V216H71ZM138 215V214H137ZM137 215H135V216H133V218L132 217H129V216H127V219H131L132 221L135 219L134 217H136ZM233 215V214H232ZM15 216V217H14ZM32 216V217H31ZM57 216V217H58ZM61 216H59V217H61ZM68 216V217H69ZM7 217V220L5 219ZM14 217V218H13ZM56 216L54 215V218H55ZM71 217H73V218H75L73 221H71ZM32 219V220H28V221H26L27 219ZM44 218V217H43ZM140 218V217H139ZM139 218H136V219H139ZM24 220V221H21V220ZM59 219V218H58ZM58 219H53L52 220V222L53 223H55ZM69 219H63V220H69ZM128 220V222L131 224V220ZM18 220V221H17ZM56 220V221H55ZM33 221V222H32ZM43 221H45V219H43V220H40L38 223L39 224H41L40 222H42L43 223ZM124 221L123 222H121V224L122 223H124ZM14 222V223H13ZM64 222V221H63ZM127 222V221H126ZM6 223V222H5ZM37 223V222H36ZM46 222H44V224H45ZM52 223V224H53ZM58 223H62V220L60 221L59 220V222ZM57 223V224H58ZM66 223L67 224H69V223H71V225L70 226H72V229L69 227V226H67V227H69L70 229H68L67 227H66ZM129 223H127L126 225H130ZM47 224V223H46ZM43 225L42 227H45V226H52L51 225V222L50 223H48V225ZM134 223H132V225H133ZM244 224V223H243ZM15 225L14 226H12V227H14L13 229L15 230ZM25 225V224H24ZM23 225V226H24ZM83 225V227H84V232L82 233V232H77L76 231V229H78V228H80L81 226ZM113 225V226H112ZM125 225V226H126ZM131 225V226H132ZM135 225V224H134ZM28 226V225H27ZM27 226H26V228L24 229V230H26L27 229ZM73 226L75 227V228H73ZM80 226V227H79ZM125 226H123V227H125ZM130 226V227H131ZM246 226V225H245ZM248 226V225H247ZM3 227V226H2ZM9 227H11V226H8V228L7 227H3L5 230H6V228L8 229V232L10 233V234H12L13 232H11L12 230H10V229H12V227L9 229ZM25 227V226H24ZM56 227H57V229H60L61 231H60V233H62V234H57V232H59V231H57L56 230ZM76 227H78V228H76ZM83 227H81L80 228V230L82 229L83 230ZM127 227V226H126ZM125 227V228H126ZM134 227V226H133ZM132 227V228H133ZM143 227V226H142ZM148 227V226H147ZM0 228H1V226H0ZM3 228H1V230H0V232L3 230ZM41 228V227H40ZM47 227H45V229H46ZM66 228H67V232H65V230H66ZM115 228H117V229H115ZM131 228V229H132ZM141 227H138V229H140ZM22 229V228H21ZM49 229V228H48ZM112 230V232H109V235H108V230ZM138 229H137V231H138ZM145 229V228H144ZM143 228H142V230H144ZM10 230V231H9ZM17 230V229H16ZM30 230V229H29ZM28 230V234H30V233H32L33 231H35V230H30L29 231ZM38 230H37V233H36V231L35 232H33L32 233V235H30V236H35V233H36V236L34 237V239L36 238H39L38 237ZM53 230V229H52ZM56 230V231H55ZM79 230V231H80ZM7 231V230H6ZM22 231H23V229H22ZM32 231V232H31ZM49 231H51L50 229H49ZM141 231V230H140ZM4 232L5 231H3V234H4ZM7 232V233H8ZM30 232V233H29ZM73 232V233H72ZM78 234H77V233ZM107 232V238H105V233ZM8 233V235H10ZM14 233H17V232H15L14 231ZM51 234V238H50V234ZM60 235V236H58V238L56 237L57 235ZM70 233V234H69ZM72 233V234H71ZM3 234L2 235H0V237L2 236V237H4V239L5 238H7V237H5L6 235H4L3 236ZM25 234V232H22V235L21 236H23ZM26 234H27V232H26ZM54 234V239H53V237H52V235ZM90 235V238L91 239H89V235ZM117 234L119 235V233L118 232H115L114 233V235H116L117 236ZM15 235V234H14ZM13 235V236H14ZM17 235V234H16ZM20 235V234H19ZM99 235V236H98ZM104 235V236H103ZM27 235H25V237H26ZM68 236V237H67ZM74 236H72V238L74 237ZM79 236H77V238L76 239H79V240H76L75 238V242H77V243H79L80 242V237ZM93 236H95V237H92ZM25 237H22V238H20V237H16L17 239L19 238V239H22V240H24V241H22V242H20V243H25V241L27 242V245L29 246V242H30V240H29V238L30 239H32V237H29L28 236V238L26 239ZM41 237V236H40ZM10 238V237H9ZM15 238V237H14ZM14 238L13 239H10V241H12V240H14ZM24 238V239H23ZM63 238V237H62ZM61 238V239H62ZM71 238V241L73 240L74 241V239H72ZM102 238V239H103ZM34 239H32V241L34 240ZM59 239V240H58ZM16 240V239H15ZM93 240H91V242L90 243H92L93 242ZM99 240V239H98ZM101 240V239H100ZM2 242L1 243H3V242H8V240L6 239L5 241L4 240H1ZM37 241H34V242H37ZM61 241V240H60ZM59 241V242H60ZM63 241H65V240H63ZM70 241V243H72ZM79 241V242H78ZM86 241V240H85ZM103 241V240H102ZM105 241V240H104ZM103 241V242H104ZM112 240H110V242H111ZM49 242V243H50ZM66 242H69V240L68 241H66ZM75 242H73V243H75ZM82 242V241H81ZM101 242V241H100ZM100 242H99V244H100ZM106 242V241H105ZM20 243H16V244H19L20 245ZM50 243V244H51ZM56 243H58V242H55V244ZM73 243H72V245H73ZM84 243V242H83ZM94 243V242H93ZM96 243H98V241H96ZM95 243V244H96ZM15 243H14V246H12L11 245V247H12V249L15 247V250L13 249V251L15 252V251H17L16 249H19L18 247H20V246H18V245H16ZM55 244H53V245H49V246H46V247H42V248H44L43 250L45 251V252H47V250H49L50 251V249L52 248L53 249V247H54V245ZM86 244V243H85ZM87 244H88V242H87ZM86 244V245H87ZM23 245V244H22ZM26 245V246H27ZM61 245H64L63 247H67L68 245H70V244H62L61 243ZM72 245L69 247H67V249H66V247L65 248H62L61 247V249H60V246L58 247V246H55L54 247V250L57 252V249H58V251L60 252V251H63V252H65V254L64 255H69L70 254V252H72L71 251V248H72V250H74V249H76L77 248V246L74 248V245H73V247H72ZM89 246H92V244L90 245V244H88ZM108 245H111L110 243L108 244ZM140 245V244H139ZM17 246V247H16ZM83 246H85V245H83ZM94 246V245H93ZM92 246V247H93ZM10 246H8L7 248H9ZM11 247H10V249H11ZM40 247V246H39ZM50 248V249H48V248ZM58 247V248H57ZM95 247V246H94ZM99 247V246H98ZM31 248H33V246H31ZM31 248H29V249H27V250H30ZM37 248V247H36ZM42 248H40V250L41 251H36L35 253H37V254H39V253H41V255L42 256H44V257H46V258H48L47 259V262H46V264H51V263H53L51 260H53L54 259V257H56V256H58V257H61V255L57 252H53V251H48L49 252V254H45V252H43V250H42ZM46 248V249H45ZM88 248V247H87ZM34 249H35V246H34ZM93 249H97V248H93ZM92 249V250H93ZM1 250V249H0ZM38 250H39V248H38ZM70 250V251H69ZM78 250V249H77ZM13 251H9L8 253H6L4 250H3V252H5V254H7V255H3V256H1L0 258H1V264H7L8 262H10V259H9V257L11 256L12 258H14L13 256H12V253H10V252H13ZM23 252L24 251H26V250H22ZM0 252H2V251H0ZM3 252L2 253H0L1 255L3 254ZM19 252V251H18ZM47 252V253H48ZM51 252H53L54 253V257H52L53 256V254L51 253ZM21 253V255L20 256H22V252H20ZM25 253H28V251L27 252H25ZM24 253V254H25ZM35 253H33V255L31 254V256H30V259H29V257L28 258H24V257H21V259H18L17 260V258L18 257H20V256H16L15 258H16V260L15 261H19L20 262V260H24L25 261V263L28 261L29 262V260L32 262V264H39L40 262H42L43 260H42V258H41V255L39 256V255H36V256H34V254ZM44 253V254H43ZM62 253V252H61ZM67 253H69V254H67ZM73 253V252H72ZM52 254V255H51ZM96 254V253H95ZM99 254V253H98ZM97 254V255H98ZM15 255H16V253H15ZM18 255H19V253H18ZM46 255H51L50 257L49 256H46ZM60 255V256H59ZM6 256H7V258H6ZM24 256V255H23ZM37 256H38V259H39V257L41 258V261H40V259H39V262L37 261L38 259H36L37 258ZM5 259L6 258V261L3 263V258ZM31 257H33V259H31ZM35 257V258H34ZM58 257L57 258H55V260H53L54 262L56 261V260H58ZM22 258H24V259H22ZM49 258L51 259L49 262H48V260H49ZM62 258L64 259V257L62 256ZM109 258V257H108ZM29 259V260H28ZM45 259V258H44ZM107 259V258H106ZM38 262H36V261ZM105 260V259H104ZM36 262V263H34V262ZM11 262H12V260H11ZM31 262H30V264H31ZM45 261H43V263L42 264H45L44 263ZM13 263V262H12ZM16 262H14V264H15ZM21 263H23L22 261H21ZM25 263H23V264H25ZM18 264V263H17ZM27 264V263H26ZM41 264V263H40ZM86 264V263H85Z\"/></svg>",
  "mask_w": 264,
  "mask_h": 264
}]
</instances>
